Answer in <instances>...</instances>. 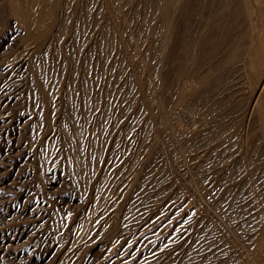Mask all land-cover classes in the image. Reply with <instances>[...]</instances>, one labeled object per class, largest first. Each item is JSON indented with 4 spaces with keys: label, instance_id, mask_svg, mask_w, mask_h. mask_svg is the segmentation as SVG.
I'll return each mask as SVG.
<instances>
[{
    "label": "rangeland",
    "instance_id": "rangeland-1",
    "mask_svg": "<svg viewBox=\"0 0 264 264\" xmlns=\"http://www.w3.org/2000/svg\"><path fill=\"white\" fill-rule=\"evenodd\" d=\"M145 1H146V3H145ZM150 1L149 0H61L60 3L56 6V8L54 10V13H55L54 14V22L50 26L51 30H49L48 35H46L47 37H45V39H42V41L41 40L37 41L36 43L24 39V32L21 29V27L20 26L18 27V24H16V21L7 14L8 10H6V9H8V7L5 6L6 5L5 0H1L0 1V89H1L0 90V94H2V95L4 94L3 96L0 95V97L1 98L10 97V100H9L10 104L8 103L9 106L7 104L6 108H4L2 111L0 110L1 113H2V114L0 113V115H2L1 117H3V118L0 117L1 118L0 119L1 120V122H0L1 123L0 124V127H1V129H0L1 130L0 131V141L2 140L0 142V152H2V153H0V163H2V166H1L2 169H5L6 167L8 168L9 166L14 165L13 168L15 169V174H16V172H18L19 175L18 174H16V175H18V176L21 175L20 176L21 180H19L20 182L17 181L15 183H13L14 185L12 183H10L9 186L7 187V189H8V192H9L8 194H10L9 197H10L12 203L15 206L21 205V206L18 207L20 210L23 209V208L26 210V212L25 213L23 212V214H22V215H25V216H22V215L18 216L17 215L16 217H14L13 221L11 220V217H7L4 222L12 224V223H17L19 221L20 223H23V222L31 223L32 226H36L35 229H34V232L31 234L32 238L30 239L32 241L31 244L34 245V249L39 252V253H37V256L41 257V259L40 258L38 259V261H37L38 263L36 262V264H60V263L61 264L62 263L63 264H66V263H68V264H89V263L90 264H92V263L93 264H105V263L108 264L109 261H107L108 260L107 258L110 255V253H111V256L113 255L114 249L116 250V247L114 248V246H117V245H118L117 250L120 251V249H122L120 252L123 251L122 254L125 255V258H123L120 261L118 260L119 259L118 258L117 261H115L116 264H122V263L123 264H129V263L130 264H136L135 262H137L138 260L139 261L141 260V262H139L140 264H217V263L218 264H243L245 260H248L250 262V264H260V260H259L260 257H257L255 255V253H254L255 250H254L252 244H253V240H254L255 234L257 233L258 229L260 228V225H256V224H258V219H259L258 216L260 214V205H261L262 201L264 200V165H263L264 161L262 160L263 156H264V151H263L264 150V143H261L262 140H261V138L258 137V136H260L259 135L260 131H259V129H258V131H256L257 130V128L255 126L256 123L254 122L255 118L251 119L253 115L249 114L248 110H250V108H249L250 106H249V102L247 100L248 98L246 97L245 101H244V97L247 96L248 92H249L248 88H249L250 85H247L249 82H248V80H246L247 78L245 77L244 70L241 67H239V66H235L236 68L235 67H231L232 69H234V70H232L229 66H226V68H224V69L227 72H224L223 71L224 69L222 67V71L224 73L221 70L218 71V73L219 74L223 73V74H220V75L218 73H217L218 75L214 74V76L215 75L218 76V77L220 76V78H218V77L217 78H209L210 80L211 79L213 80V81L212 80L211 81L214 82V84L212 82H210V80H208L209 81L208 83L213 84L214 86H216L215 84H218V81H219V84L216 87H214L213 85L209 84L210 86H213L212 89H211L208 84L206 85L207 87L205 85H202L203 83L204 84L207 83V82H205V80L207 79L208 76H207V74H204V71L206 72V69H207L206 66L204 67V65H206V63L204 64V62L200 58L198 59L197 63L194 66L189 65V64H184V65H186L185 66L186 68L183 67L184 66L183 63H185L184 60H182L184 58L183 56H185V54L187 53L188 50L189 51L191 50V47H189L191 45H187L186 46V44H191V42H192L191 40H193V36L194 37L196 36V33L198 32V30L205 23L204 20L206 21L208 19L210 8L216 2H218L219 0H206V1L205 0H202V1L201 0H195L196 3L193 2L194 0H186V1L182 0L183 6H182L181 10H182L183 14L180 15L179 12L176 13V15L181 16L182 19L180 17L179 18L176 17L175 21H173V25L177 26L178 23H179L178 26L181 25L180 28L177 27L178 33L180 34L179 37H178V33L176 31V27L174 26L173 27L174 29L173 30L171 29L172 30L171 31L172 32V34H171L172 38L174 37L173 40L175 38H178V39L174 40L177 43L176 44L177 46L175 47V43L173 42V40L171 38V46H169L168 49L166 50L164 55H166V54L167 55L165 57H163V61L164 62L162 61V64L165 63V64H163L162 68L164 70H162V71H163V73L165 72V81L167 82V83H165L164 87H162L163 85H161L160 83H157V81L154 79V71H152V69L149 68L150 66L145 61L144 51L141 48L142 45H144V43L147 44V42H149V40H150V42H153L155 40L154 41L155 43L158 40V39H156V38H158V34L155 33L156 38H154L153 37L154 34H151V32H150L151 28L149 26H153V25L158 26L157 24L160 25V23H158L160 21L159 20L160 18H158V21L156 20L157 24H156V21H155V24L153 23V25H152V23L149 20H147L146 15H144L145 11L147 12L150 8L152 9V7L148 8V6H149L148 4L150 3ZM145 4H147V5H145ZM207 4H208V6H207ZM204 7H206V8H204ZM144 9H145V11H144ZM87 12H89V14ZM192 12H194V14ZM189 13H191V14H189ZM205 14H207L208 16L205 15ZM143 16H145V17H143ZM193 17H194V19H193ZM144 20H145V22H144ZM142 22H144V23H142ZM174 22H175V24H174ZM63 23L65 24L64 26H67V27H66V30H62V32H63L62 33L60 27H62ZM144 24H146L145 27H144ZM95 25H96V27H95ZM147 27L149 28V30H148ZM58 28H60V29H58ZM81 28H82V31H81ZM194 29L197 30V31H195ZM83 30H84V32H83ZM179 30H181V31H179ZM104 31H106V32H104ZM145 31H146V33H145ZM192 31L194 32V35H193ZM101 32H102V34H101ZM188 32H189V34H188ZM107 33H108V35H107ZM173 33H175V36L173 35ZM184 34H186V35L184 36ZM151 35H153V36H151ZM191 35H193V36L191 37ZM111 38H112V41H111ZM179 39H181V40H179ZM142 41H144L143 44H142ZM184 42L186 44H184ZM25 43H27V44H25ZM60 43H61V45H60ZM21 44H23V45H21ZM140 44H141V46H140ZM173 44H174V46H173ZM178 44L181 47L180 49L178 48L179 47ZM25 45L26 46L28 45L27 46L28 48ZM101 45L103 47H101ZM104 45H105V48H104ZM183 45H185L186 47L183 46ZM33 46H34V50H32ZM46 46H47L48 49H46ZM98 46H99V48H98ZM173 47L176 50L178 49L177 51H179V50H181V51L177 52L175 49H173ZM183 48H184V50H183ZM96 50H97V52H96ZM170 50H171V52H173V54L170 52ZM22 51H24V52H22ZM63 52H64V54H63ZM99 53H101V54H99ZM178 53H181V54L178 55ZM55 54H57V55H55ZM182 54H183V56H181ZM59 55H61V56H59ZM177 55L180 58L177 59V57H175ZM103 56H105V58ZM168 56L170 57V59L167 58ZM45 57H46V59H45ZM22 58H24V59H22ZM104 59H105L106 62L104 61ZM142 59H143V61H142ZM173 59L174 60L176 59L175 63H174ZM15 60H17V61H15ZM83 60H85V61H83ZM177 60H178V62H177ZM180 60H181L182 63L180 62ZM19 61H21V62H19ZM62 61L64 63H62ZM113 61H114V63H113ZM94 62H96V63H94ZM24 63H26V65ZM84 63H85V66H84ZM177 63H178V68L176 69ZM17 64H19V65H17ZM37 64L38 65L39 64L43 65L41 72L45 73L48 76L50 75L49 77L53 76V78H54L57 75L55 77V79H54L55 82L57 80L59 81V79H61L59 81L60 82L59 86L62 87V88H60L58 86L56 90L62 91V93H60V96L58 97L59 99H56L57 101L55 100L56 104L57 103L59 104V105L57 104L58 109L60 110L59 113L57 112L58 109H56V111H51L50 108H47V111L46 110H45L46 112L44 111L46 115H44L43 111L40 110L43 107V105H41V104H43V100H42V96L43 95H42V91L39 89L38 86H39V82L40 83L42 82V78H41L42 75L37 70V68H38ZM179 64H181V65H179ZM53 65L56 66V67H54ZM96 65H98V66H96ZM111 65L113 67L115 65L114 69H113V67ZM166 65H167V67H166ZM50 66H51V68H50ZM35 67H37V68H35ZM110 67H112V70L109 69ZM118 67H119V69H118ZM170 67H172V68H170ZM179 67H181L182 69H180ZM195 67L196 68L198 67L197 69H199V67H200V70H198L196 72V68ZM227 67L230 68V69H228ZM189 68H190L189 71L193 70V71H191L193 73L188 72ZM51 69H52V71H51ZM55 69L57 70L56 73H55ZM61 69H62V71H61ZM108 69H109L110 72L108 71ZM178 69H180V70L184 69L183 70L184 73H183V71L182 72H180V70L178 71ZM241 69H242V71H239ZM4 70H5V73H4ZM169 70H170V72H169ZM236 70H238L237 73H236ZM117 71H119V72H117ZM105 72H107V73H105ZM152 72H153V74H151ZM185 72L189 73V74L186 75ZM202 72H203L204 75L202 74ZM232 72H233V74H232ZM241 72H243V74ZM176 73H177V75H175ZM180 73L183 76L180 75ZM194 73L195 74L198 73L199 75L198 74L195 75ZM226 73H228V74H226ZM108 74L111 76V78H110V76H107ZM191 74H192V76L195 75L197 77V78L195 77L194 80H193L194 76L191 77L193 82H195V83H193L190 80ZM238 74L241 77H239ZM89 75H91V76H89ZM178 75H180V78L181 77L182 78L181 79L178 78L179 77ZM202 75H203L204 78H202ZM94 76H95V78H94ZM176 76H178V77H176ZM205 76H206V79H205ZM221 76H223V77H221ZM98 77H99V80H98L97 83H99L98 84L99 86H97V87L95 86L96 90H94V91H97L99 88H101L100 91L99 90L97 91L98 94H99V95L97 94V96H98V101L100 102L99 103L100 107L101 106L103 107L104 105H106L108 103V106L111 104L110 106H111L112 110H116V108L118 107V104L120 103V101H122L124 99H126L127 102L129 101L128 104H130L129 105L130 106V110H131L130 114L128 116H125V118L123 117L124 120L121 119L123 114L118 116V118L120 120L117 117L115 119L114 118L115 116H108V118H106V119L104 118L103 119L105 122L107 121V123L109 121V124H110L109 126H111V127L107 126L106 127L107 130L106 129L105 130L102 129V128H104L103 124L99 123L100 120H99V118L97 116H94L95 112H90L91 110H90L89 104L87 103V101L89 100L88 96L94 98L95 94H94V96H92V95H93V93H96L93 90L90 91L91 88H90V90H88L89 87H90V82H92L91 84L96 85L95 82L97 81ZM113 77H115L116 79H114ZM227 77H228V79H227ZM70 78H74V79H72L73 83L70 82V80H71ZM92 78L96 79L95 82H94V79L92 80ZM176 78H178V79H176ZM229 78H231V79H229ZM105 79H107V80H105ZM88 80H91V81H88ZM214 80L215 81L218 80V81L215 83ZM58 81L56 83H59ZM170 81H172V82H170ZM181 81H183V82L181 83ZM185 81H187L188 83L185 82ZM198 81H200V84H198L199 83ZM105 82L107 84L109 83V85H105ZM24 83H26V86H25ZM110 83H112V84H110ZM113 83H114V86H112ZM189 83H192L193 86H195L194 84H196V83L198 85H202L203 87L202 86H200L201 88L199 87L201 90H204V86H205V88H206L205 90L206 91H202L201 92V90L198 88L199 90L196 91V92H199V93H197L198 97H196V98L194 97V96H196V92H194L195 95L194 94L192 95L194 97V99L191 100L190 98H192V97L185 96V93L189 90L190 87H192V85L189 84ZM119 84H121V85H119ZM224 84H226V85H224ZM73 85H74V87L76 89L73 87ZM186 85L187 86L190 85V86L187 87ZM222 85L225 88H223ZM23 86H24V89H22ZM33 86H34V88L35 87L36 88L34 89ZM106 86H108L109 88L107 89ZM177 86H178V88H177ZM184 87H187L186 88L187 90H185ZM217 87H219V88H217ZM26 88H28V89H26ZM69 88H70V90H69ZM73 89H74V91H73ZM103 89H107L108 91H106V90L103 91ZM182 89L184 90V92H183ZM209 89H211V90L208 93L207 90H209ZM245 89H248V90L245 91ZM34 90H35V92H34ZM75 90H76V93H75ZM109 90H111V92H109ZM231 90L233 91V93H235L234 96H232L233 93H232ZM117 91L119 93H117ZM214 91H215V93H213ZM222 91H223V93H222ZM237 91H238V93H237ZM88 92L91 95L87 94ZM90 92H92V93H90ZM104 92H108V95L111 96V101H112L113 104L111 103V101L107 102V97L106 96H108V95L105 96V94H107V93L103 94ZM122 92H124V95H126V96H124ZM203 92H207V94L206 93L204 94ZM228 92H231L232 94L228 93ZM200 93H202V94H200ZM227 93H228V95H227ZM13 94H15V95L13 96ZM38 94H39V96H38ZM176 94H178V95H176ZM242 94H243V96H242ZM5 95H7V96H5ZM66 95H67V97H69V98L71 97V98L70 99L68 98L69 100H67ZM69 95H71V96H69ZM73 95H75V96H73ZM84 95H86V96L88 95V96L87 97L85 96V98H83ZM179 95H181V96H179ZM199 95L203 96V97H200ZM215 95H216V97H214ZM165 96H167V97H165ZM184 96H185V98H184ZM121 97L122 98L124 97V99H122ZM181 97H183L184 99L183 98L181 99ZM227 97H228V99H227ZM241 97H242V99H241ZM167 98H169V99H167ZM232 98H233V100L236 99V100H234L235 102L237 101V99H238V101L240 100V102L237 101L238 103L237 102L234 103L233 100L230 101ZM112 99L114 100V102H113ZM12 100H14V101L16 100L15 103ZM224 100H227V101H224ZM242 100L244 102H241ZM67 101L69 103H71L70 105L72 107L69 105V103ZM75 101H76V103H75ZM103 101H105V102L103 103ZM27 102H28V105H27ZM168 102H169V104H168ZM198 102L200 104H198ZM245 102L247 103V105L249 107L247 105H245L246 104ZM34 103H36V104H34ZM178 103H179V105H178ZM54 104L55 103H53V105ZM210 104H211V107H210ZM212 104H215V105H212ZM232 104H235V105L232 106ZM241 104H243L245 106L241 107ZM33 105H37L38 108H40V109L38 110L36 108L37 106L33 107ZM115 105H116V107H115ZM198 105L201 106V107H199ZM219 105L221 107H219ZM237 105H239V107ZM68 106H69V108H68ZM228 106H229L230 109L232 107V109L229 110ZM134 107H135V109H134ZM183 107L184 108L186 107L185 109L187 111ZM233 107L235 109H233ZM236 107H238V108H236ZM246 107H247V109H246ZM76 108H78V109H76ZM34 109H35L36 112L34 111ZM68 109H69V111H66ZM201 109H203V110H201ZM204 109H206V110H204ZM215 109L218 110V111H216ZM224 109L226 110V112H225ZM220 110H222L223 112L220 111ZM235 110H237V112ZM6 111H7V113H6ZM37 111L40 114L42 113V115H44V116H41ZM49 111H51V112L49 113ZM55 112H57L56 116L53 115ZM84 112H85V114H84ZM134 112H136L137 114L134 113ZM191 112H192V114H191ZM198 112H199V114H198ZM244 112H245V114H244ZM246 112H247L248 116L250 115V117L247 119L248 116H246L245 120H244L243 118L246 115ZM5 113H6V116L8 117L7 118L8 120L5 118V116H3V115H5ZM51 113H53V114H51ZM203 113H204V116H203ZM8 114H12V117H10ZM21 114H23V115H21ZM133 114H136V116H134ZM207 114H208V116H207ZM13 116H14V118H13ZM19 116H22L23 118L19 117ZM88 116H89V118H88ZM239 116H241L243 118H241ZM17 117H18V120L15 119ZM37 117L38 118L40 117L41 120L38 119ZM69 117H71V118H69ZM130 117H132V118H130ZM221 117H224L225 119L224 118L221 119ZM79 118H81V119H79ZM140 118H142V119H140ZM75 119H77V120L75 121ZM39 120H40V122H39ZM243 120H244V122H243ZM199 121H200V123H198ZM245 121L249 125H250V121H251L252 124L254 123L253 124L254 126L251 124V126L249 127L245 123ZM192 122H193V124H192ZM62 123L63 124L66 123L67 125L69 124L68 127H67L68 130L64 131V126L62 125ZM186 123H187V125H186ZM202 123H204V124H202ZM226 123H228V124H226ZM15 124H16V126H15ZM85 124L87 126H85ZM197 124H198L199 127L202 125V126H204V128H206L205 129V133L203 132L204 131L203 127H201L202 128V131H201V128L197 127ZM246 125H247V127H246ZM17 126H18V128H17ZM78 126H81V127H78ZM123 126H124V129H128L129 128L130 130H132V132L129 131V132H131L130 135L128 134V132H125V130L123 129ZM127 126H128V128H126ZM167 126H169V127H167ZM173 126H174V128H173ZM192 126H194V127H192ZM230 127H232V129ZM186 128H187V130L189 129V131L191 129H194V128L195 129L199 128V129H196L197 130L196 132H198L200 134L197 133V135H196L197 137H196L195 136L196 132H195V134L193 135L194 137L193 136H187L186 137L185 135H183V134H186L187 132H189V131L185 130ZM229 128H230V130H229ZM246 128H248V129H246ZM254 128H256V129H254ZM38 129H40V130H38ZM82 129H84L85 131L82 130ZM143 129H145V130H143ZM182 129H184L185 131L184 130L182 131ZM74 130H77V131L74 132ZM95 130L96 131H99V130L103 131L104 130L105 133L108 135V137H111V139L114 142L116 141V143L118 145L116 148L118 149V151H120V154L121 153L123 154V152H124L127 155L126 156L124 154L125 156H123V158L125 157L126 159L124 158L125 160L123 159V161L119 164V167H118L119 169H117L116 172L114 171V172L110 173L109 176L107 177V179L109 178L110 181H109V179L107 181L106 178H104L105 177L104 176L105 173L103 171H105V170L100 169L99 170V171H101L100 173H98L99 171L95 170V168H98L97 166L99 164V160H98L99 157H98V155L94 154L91 149H92L93 146H96V147L101 146L99 138H97L95 140L94 137H93V132H96ZM114 130H117V131H114ZM231 130L233 131L232 133L230 132ZM251 130H253V131L250 133L249 131H251ZM8 132H9V134H8ZM124 132L126 134H128V138H127V135ZM183 132H185V133H183ZM207 132L209 134H207ZM248 132H249V136L247 134ZM253 132L255 133L254 134L255 136L253 135L254 137L251 136L253 134ZM5 133H7L8 135L6 134L4 136ZM124 134L126 135L125 137H124ZM176 134H178V136L181 135L182 137L185 136V139L188 140V141L185 143L186 140L184 139V137H183V139H182V137H179V139L181 138V140H179V141L177 139H174L176 137L175 136ZM230 134H232V136H230ZM72 135H73L74 138L72 137ZM76 135H78V136H76ZM200 135H201V137H200ZM205 135L207 137H205ZM210 135L212 136V138H210ZM246 135L249 138L251 136L250 139L253 140L254 142L251 141V140H248L249 138H246ZM132 136H133V138H132ZM226 136L228 138L232 137L229 140L230 141L233 140V143H229V144L226 143V141L230 142L229 140H227ZM236 136H237V138H236ZM18 137H20V138H18ZM35 137H36V139H35ZM203 137L208 138L209 140L207 141ZM225 137H226V139H225ZM63 138H64V140H63ZM195 138H198V139L196 140ZM213 138H215V139H213ZM7 139L8 140L10 139L9 141L11 143H8L9 141ZM189 139H191V140L193 139L192 141L190 140L192 142V144H189V143H191L189 141ZM202 139H203V142H201ZM210 139H212V141ZM246 139L250 143L247 142ZM257 139H258V141H257ZM15 140H16V144H15ZM136 140H137V142H136ZM175 140H177V141H175ZM182 140H184L185 144L181 143ZM82 141H83V143H82ZM194 141L197 142V143H195ZM174 142H175V144L177 143L175 145L177 148L174 146ZM179 142L181 144H183L184 146L188 145V147H186L187 151H186V149H184L185 152L184 151H180L181 148H179L180 147L178 145V144H180ZM2 143H4V144H2ZM168 143H169V145H168ZM198 143L200 145H203V144H205V145L207 144V145L206 146L203 145V148H201V146H200L201 149L197 150V152H194L198 148V147H196V149H195L194 146H195V144L197 146ZM234 143H235V145L233 146L232 144H234ZM48 144H50V145H48ZM52 144H53V147H51ZM76 144L79 147L76 146ZM148 144H149V146H148ZM209 144H210V146H208ZM56 145H58L57 146L58 148H56L54 150L53 148H55ZM72 145H74L73 146L74 151L70 148ZM144 145H145V147H144ZM189 145L191 147H193L195 150L193 148H191ZM215 145L217 147L214 148ZM240 145H241V147H240ZM48 146H50V147H48ZM225 146H227V149H226ZM126 147L127 148L130 147V149L128 148V150H127ZM164 147L165 148L167 147V148L165 149ZM174 147L176 149H179L178 152L179 151L180 152L178 153L177 150ZM43 148H46V149H43ZM40 149H41V151H40ZM120 149H123V150H120ZM202 149L205 150V151L207 150V151L204 152V151H202ZM208 149H209V151H208ZM10 150L13 151V153L15 155ZM171 150L174 151L173 152L174 154H172ZM175 150H176V153L178 154V156L175 153ZM190 150H192L194 152V154L192 152L190 154L189 153ZM213 150H215V151H213ZM256 150L258 152H256ZM90 151L93 154H91ZM4 152H5L6 155L3 154ZM46 152H49L50 155H51L49 157L50 159L48 158V162L49 163L51 162V164H53L55 168H58V170H60V172H62L63 174L62 173L59 174L58 177H56V179H54L52 184L49 187L44 188V190H43V189H41V187L38 184V181H39L38 180V176H39V173H40L39 171H41V166L43 164L41 161L44 160V155H45ZM140 152H141V154H140ZM186 152H188V153H186ZM200 152L203 155L200 154ZM259 152L261 153V155H260ZM82 153H83V155H82ZM87 153H89V154H87ZM148 153H149V155H147L148 157L145 156ZM180 153H182V154H180ZM197 153H199V154H197ZM42 154H44V155H42ZM59 154H62V155H59ZM158 154H160V156ZM196 154L199 155V156H197L198 158L195 156ZM84 155L87 156L88 158L90 156L91 161L92 160L95 161V163H94V161H92V164L94 163L93 167H90L89 169L84 168V170H86V169L88 170V171L87 170L84 171L85 174L87 172V174L89 173V176H90L92 173L95 174V172H96L95 175H97L96 179L94 178L95 176L93 174H92V176L90 178V180H92L90 182L91 183L94 182L93 185L91 184L92 187H93V188L91 187V191H90V188L88 189V191L86 189H84V186H83V190L80 191L81 188H82V186H81L82 183L81 182L79 183L77 180H74L75 179V176H74L75 174L73 172L74 170L72 169V164L76 160V159L74 160V158L83 157ZM161 155H162V157H161ZM255 155H257V156H255ZM67 156H70V157H67ZM172 157H173V159H172ZM210 157H212V158H210ZM256 157H258L259 159L256 158ZM5 158L7 159L6 161H5ZM2 159H3V161H2ZM11 159H12V161H10ZM199 159H201V162H200ZM202 160L204 161V163H202L203 162ZM209 160H210V163L208 162ZM212 160H213V162H212ZM137 161H139V162H137ZM205 161H207V164H209L210 166H208L205 163ZM241 161L246 163L247 165L246 164L242 165ZM34 162H35V164H34ZM197 162L198 163L200 162V166L201 167L199 166V164ZM39 163H42V164H39ZM95 164H96V166H95ZM163 164H166V165L164 166ZM257 164L260 166V168H259V166ZM146 165H147V167H146ZM162 165H163V167H162ZM196 165H198L199 167L196 166ZM255 165L258 167V169H257V167ZM130 166H131L132 169L130 168ZM195 166H196V168L194 169ZM206 166H208V167H206ZM230 166L234 167V176L236 175V178L233 177L234 180L233 179L229 180L228 176L226 177V175H227L226 174V169L228 167H230ZM254 166L256 167L257 171H256V169H254L255 168ZM69 167L72 169V172H70L71 169ZM197 167L200 170H201V168H203V170L205 168L209 169V170L205 169L207 171L201 170L203 172H206L205 176H200L202 178L197 176L198 179H201V180H197L196 175L193 173L194 170L197 169ZM238 167L240 168V170H239ZM91 168L95 172H92L93 170ZM261 168H263V169H261ZM26 169H27V171H26ZM62 169H63V171H62ZM199 169H197L196 171H198ZM147 170H149V171H147ZM213 170H214V172H213ZM262 170H263V172H262ZM28 171L30 172V174H29ZM31 171L33 172V174L31 173ZM89 171H91L92 173L90 174ZM254 171H256V172H254ZM23 173L25 175H23ZM36 173L38 175H36ZM117 173H118V175H117ZM34 174L36 175V177H35ZM144 174H145V177L142 176ZM220 174H222V175H220ZM249 174L251 176L252 175L253 176L255 175V176L251 177ZM183 175H185V176H183ZM202 175H204V173ZM141 177H142V179H141ZM205 177H207L208 180L207 179L205 180ZM117 178L118 179L120 178L119 179L120 180V184L123 183L124 185H128L127 186V188L129 189V191L127 189L128 193L126 191H123V195L122 196H121V194L118 195L116 191H115L116 193L115 192H111L110 193V191H109V189L111 187V185H109V183L111 184V182H114ZM126 179H128V180H126ZM188 179H190V180H188ZM103 180H106L107 182L104 181V183L106 182L104 184ZM165 180H167V181H165ZM204 180H205V182H204ZM123 181H126V182H123ZM155 181H156V183H155ZM199 181H201V182H199ZM247 181H249V184H248ZM157 182L160 183V184H158ZM224 182H225V184H224ZM74 183H75V185L78 184V187L75 186ZM148 183H150V184H148ZM103 184H104V186H103ZM139 185H141V186H139ZM152 185H154V186H152ZM79 186H80V188H79ZM134 186H135L136 190H135ZM76 187L78 189H80V190H78ZM96 187H98V188H96ZM103 187H104V189L102 190ZM108 187H109V189H108ZM147 187L149 189H147ZM168 187L170 189H167ZM211 187L212 188L214 187V188L212 189ZM241 187H242V189H241ZM95 188H96V190H98V193H99V191L101 189V191H104L105 193L108 192L111 195L107 194L108 198L107 199L105 198L102 202H99L100 199H99V196H97V194H98L97 191L95 192ZM20 189L22 190V192H20ZM93 189H94V191H93ZM105 189H107V191ZM162 190H164V191H162ZM15 191L17 192L16 194H18L19 196L16 195V194L14 195ZM84 192H86V194ZM88 192H89V195L92 194L91 197H93V199L91 197H90V199L87 198L88 197V194H87ZM124 193L127 194L126 197L124 196ZM224 193H225V195H224ZM23 194H26V195H23ZM70 194H72L73 196L70 195ZM156 194H158V195H156ZM170 194L172 195V197L170 196ZM68 195H69V197H68ZM114 195H116V196H114ZM28 196H29V198H28ZM54 196H56V197L53 199L52 197H54ZM112 196H113V198H112ZM20 197H22V198H20ZM72 197H73V199H72ZM79 197H81V198L79 199ZM124 197H125V199H124ZM241 197H243L242 200H241ZM246 197H247V199H246ZM40 198H42V199L40 200ZM58 198L59 199L62 198L61 199V203H60V200ZM64 198H66V199L69 198V199L66 200ZM77 198H78V200H77ZM17 199H18L19 203L17 202ZM32 199H33V201H32L33 203L31 202ZM36 199L39 200V201H37ZM57 199H58V201H57ZM137 199H139V201ZM70 200H71V202H70ZM76 201H77V203H76ZM78 201L81 202V203H78ZM82 201H84V202H82ZM111 201H113L114 203L111 202ZM48 202H50V203H48ZM97 202L100 203V204H97ZM249 202H250V204H249ZM82 203H85V204H82ZM94 203H96V204H94ZM116 203H117V205H116ZM42 204H43V206H42ZM76 204H78L77 205L78 207L76 206ZM127 204H130V206L127 205ZM258 204H259V206H257ZM112 206H115V207H112ZM145 206H147V207H145ZM255 206H257V207H255ZM42 207L45 210V213H47V214L44 213V210L42 209ZM80 207H82V208H80ZM96 207H97V209H96ZM134 207H136V208H134ZM177 207H179V208H177ZM60 208H62V209H60ZM77 208H78V210H76ZM38 209L41 210L40 212L42 214L35 215L33 218L28 217L32 212H34V211H36ZM137 210H138V212H137ZM67 211H68V213H66ZM128 211H130L131 213L130 212L128 213ZM139 211H141V212H139ZM186 212H187V214H186ZM195 212H197V213H195ZM230 212H231V215H229ZM236 212H237V214H236ZM87 213H89V214H87ZM52 214H54V215H52ZM67 215L68 216H72V217H70V218L68 217L67 218ZM39 216H42V217L39 218ZM43 217H45V218H43ZM64 217H66V219ZM184 217H187V218L185 219ZM231 218H232V220H231ZM33 219L34 220L36 219L35 222H34ZM87 219H91L93 221L92 222L93 224H95L94 223L95 221H96V224L98 222L97 225H99V228L97 230L95 229V231H91L90 232V230H92L90 228L91 226L88 227V225L83 222V221L86 222ZM109 219H110V221H109ZM142 219H143V221H142ZM255 219H257L256 222H255ZM31 220H33V221H31ZM65 220L68 221V222H66ZM126 220H128L130 222L128 223V221H127V223H126L125 222ZM108 221H109V223H108ZM241 221H243V222H241ZM139 222H141V223H139ZM144 222L147 223L148 228H147V225H145L146 223H144ZM64 223H66V224H64ZM123 223H125V224H123ZM138 223H139L140 227L137 226ZM151 223H153L154 225L151 224ZM184 223H187V224H184ZM205 223H206V225H205ZM126 224H127L128 227L126 226ZM240 224H242V225H240ZM40 225H41V227H40ZM64 225H66V226H64ZM75 225H76V227H75ZM84 225L86 226V228L84 227ZM131 225L132 226L134 225L133 227H136V228H134V230H132V228H131L132 226ZM149 225H151V226L149 227ZM61 226H62V228H61ZM202 226L204 227V229H203ZM141 227L143 228V230H142ZM144 227H145V229H144ZM164 227H166V228H164ZM56 228H57V230H56ZM125 228H127L129 230H126ZM151 228L153 229V231H152ZM79 229H80V231H79ZM82 229L84 230L83 232H82ZM202 229H203V231H202ZM212 229L214 230L213 232H212ZM241 229H243V230H241ZM40 230H42V231H40ZM59 230H61L60 233H59ZM74 230H77V231H74ZM124 230H126V231H124ZM130 230H131V232H129ZM137 230H138V234L139 235L136 234ZM205 230H206V232H205ZM209 230H211V232ZM156 231H158V232H156ZM54 232H57V234L55 233L56 234L55 235ZM149 232L151 233L150 234L151 236L149 235ZM152 232H154V233H152ZM89 233H91V234H89ZM129 233L131 235L133 234L132 237H131V235ZM158 233H159L160 236L158 235ZM171 233H172V235H171ZM41 234H42L43 237L41 236ZM76 234H77V236H76ZM84 234H85V236H84ZM31 235L29 234V236H31ZM36 235H37V237H36ZM74 235L76 236L75 239H74V237H75ZM86 235H87V237H86ZM144 235L146 236V238H145ZM45 236H46V238H45ZM55 236H56V238H55ZM62 236H64V237H62ZM139 236H140V238H139ZM147 236H149V237H147ZM204 236H206V237H204ZM82 237H84V238H82ZM49 238H50V240H49ZM78 238H79V240H77ZM134 238H136V239L134 241H131V239H134ZM164 238H166V240ZM72 239L76 243L75 245L74 244L72 245L74 247L71 246L70 251L67 252V253H65L64 251H61L62 244H60L59 241L61 240L60 241L61 243L63 241H66L67 244L68 243L70 244ZM95 239H96V241H95ZM125 239L126 240L130 239V240L127 242ZM146 239L148 240V242H147ZM151 239H152V241H150ZM169 239L171 241H169ZM195 239H197V240H195ZM45 240H47V241H45ZM56 240H57V242H56ZM77 241L79 242V244H77ZM153 241H155V242H153ZM157 241H161V243L159 242L160 243L159 244ZM93 242L94 243L97 242L100 245L103 244V243L104 244L106 243L105 245L104 244L102 245V246L105 247V248L103 247L105 250L102 249V250H98L99 252L98 251L89 252L88 251V250H90L89 247H91V244ZM114 242H116V243H114ZM144 242L147 243L145 246H144V244H145ZM215 242H217V243H215ZM263 242L264 241H262V243ZM110 243L114 244V245L109 246ZM142 243H144V244H142ZM69 244H68V246L66 245V248L69 247ZM191 244H193V245H191ZM120 245H121V248H119ZM125 245H126V247H125ZM149 245L150 246L152 245V246L150 247ZM107 246H109L108 250L111 249V251H107ZM128 246H130V248ZM136 246H138V247L135 248ZM147 246L150 247V248H148ZM156 246H158V247H156ZM219 246H220V248H219ZM131 247H132V249H131ZM154 247H155V250L153 249ZM43 248H45V249H43ZM125 248H126V250H125ZM145 248L146 249L148 248V249L146 250ZM158 248H159V251L157 250V252H156V249H158ZM249 248L251 250H249ZM56 249H57V252H56ZM39 250H41V251H39ZM117 250H116V252H119ZM197 250L200 251V252H198ZM129 251H130L131 254L129 253ZM134 251H135L136 254L133 253ZM152 251H153V253H152ZM77 252H78V255H77ZM107 252H110V253H107ZM137 252H139V254ZM253 253H254V255H253ZM126 254L128 256L131 255L132 258L130 257L129 259H126L128 257ZM207 255H208V257H207ZM146 256H148V258L149 257L150 258L148 259ZM263 256H264V253L262 254V258H264ZM145 257L148 259L147 260L148 263H145L143 261V260H145ZM181 257H183V258H181ZM52 258H54V259H52ZM139 258H142V259H139ZM155 258H157V259H155ZM174 259H176V260H174ZM57 260H60V263ZM102 260H103V262H102ZM178 260H180V261H178ZM4 261H5V263L1 262V261H0V263H2V264H20L19 262H21V264H26L24 260H19V261L17 260V262H15V263H10L9 262V258H7V260L5 258ZM202 261H204V262H202ZM139 263H137V264H139ZM109 264H111V263H109Z\"/></svg>",
    "mask_w": 264,
    "mask_h": 264
},
{
    "label": "bare ground",
    "instance_id": "bare-ground-1",
    "mask_svg": "<svg viewBox=\"0 0 264 264\" xmlns=\"http://www.w3.org/2000/svg\"><path fill=\"white\" fill-rule=\"evenodd\" d=\"M1 1V0H0ZM60 1L61 0H5V2H6V5L5 6H7L8 7V9H6V10H8V15L10 16V17H12L15 21H16V24H18V27L20 26L21 27V29L23 30V32H24V39L25 40H29V41H32V42H37V41H42V39H45V37H47L46 35H48V32H49V30H51L50 29V26H51V24L54 22V10H55V8H56V6L60 3ZM150 1V0H149ZM186 1V0H185ZM202 1V0H201ZM200 1V2H201ZM206 1V0H205ZM124 2V1H123ZM184 2V1H183ZM189 2V1H188ZM192 2V1H191ZM193 2H195V0L193 1ZM212 2V1H211ZM145 3H146V1H145ZM196 3V2H195ZM203 3V2H202ZM213 4V3H212ZM145 5H147V4H145ZM149 6H148V8L149 7H152V9L150 8L147 12L145 11V9L147 8H145L144 9V15H146V18H147V20H149L151 23H152V25H153V23L155 24V21L157 20L158 21V18H160L159 20V22L158 23H160V25L159 24H157V21H156V24L158 25V26H156V25H153V26H149L151 29V34H154V36L153 35H151V36H153L154 38H156V35H155V33L156 34H158V38H156V39H158L157 40V42L155 43L154 41L153 42H150V40H149V42H147V44L146 43H144V41H142V44L144 43V45H142V49H143V51H144V55H145V61L147 62V64L150 66L149 68H151L152 69V71H154V79L157 81V83H160L161 85H163L162 87H164L165 86V83H167L166 81H165V72L163 73V71L162 70H164L162 67H163V64H165V63H163L162 64V61H163V57H165L166 55H164L165 54V52H166V50L168 49V47L169 46H171V38H172V30L174 29L173 27L175 26V25H173V21H175V19H176V17H180L181 19H182V17L181 16H179V15H176V13H180V15L181 14H183V12H182V10H181V8H182V6H183V4H182V0H151L150 1V3L148 4ZM198 5V4H197ZM203 5V4H202ZM215 5V6H214ZM211 8H210V10H209V16L207 15V14H205V15H207L208 16V19L205 21L204 20V24L202 25V27L198 30V32L196 33V36L194 37L193 35H194V30L192 31V33H193V35H191V37L193 36V40H191L192 42H191V44H186L185 42H184V44H186V46L187 45H191V46H189V47H191V50L189 51L188 49V51H187V53L185 54V56H183V54L181 55V56H183L184 58L182 59V60H184V62L185 63H183V65L184 64H189V65H192V66H194L196 63H197V61H198V59L200 58L203 62H204V64L206 63V65H204V67L206 66V72L204 71V74H207V79H206V76H205V82H207V83H203L202 85H209L210 83H208L209 81L208 80H210L209 78H217L218 76H214V74H217L218 73V71H222V67H223V69L224 68H226V66H229L230 68L231 67H235V66H239V67H241L243 70H244V74H245V77L247 78L246 80H248V84L247 85H250L249 86V90L248 89H245V91L246 90H248L249 92H248V95L247 96H245L244 97V101H245V98L247 97L248 99V102H249V106L247 105V101L245 102L246 104L245 105H247L249 108H250V110H248L249 111V114L250 115H253L252 116V118L251 119H253V118H255V123H256V128H257V130L256 131H258V129H259V131H260V136H258L259 138H261V140H262V142L261 143H264V0H219L218 2H216L215 4H214ZM62 6V5H61ZM67 6V5H66ZM207 6H208V4H207ZM6 7V8H7ZM196 7V6H195ZM190 8V7H189ZM197 8V7H196ZM201 8V7H200ZM204 8H206V7H204ZM199 9V8H198ZM197 9V10H198ZM91 10V9H90ZM89 10V11H90ZM147 10V9H146ZM201 10V9H200ZM206 10V9H205ZM199 11V10H198ZM206 12V11H205ZM208 12V11H207ZM88 14H89V12H87ZM193 14H194V12H192ZM196 13V12H195ZM199 13V12H198ZM203 13V12H202ZM189 14H191V13H189ZM176 15V16H175ZM185 15V14H184ZM204 15V14H203ZM190 16V15H189ZM195 16V15H194ZM56 17V16H55ZM143 17H145V16H143ZM145 18V19H146ZM64 19V18H63ZM62 19V20H63ZM141 19V18H140ZM143 19V18H142ZM180 19V20H181ZM193 19H194V17H193ZM146 20V21H147ZM179 20V19H178ZM66 21V20H65ZM185 21V20H184ZM191 21V20H190ZM197 21V20H196ZM144 22H145V20H144ZM144 22H142V23H144ZM181 22V21H180ZM195 22V21H194ZM61 23V22H60ZM65 23V22H64ZM62 24V27H60L61 28V32H62V30H66V27L67 26H64L65 24ZM84 23V22H83ZM150 23V24H151ZM185 23V22H184ZM96 24V23H95ZM174 24H175V22H174ZM197 24V23H196ZM142 25V24H141ZM145 25L146 24H144V27H145ZM179 25V23L177 24V26H175L176 27V31H177V33H178V29H177V27H179L180 28V26H178ZM85 26V25H84ZM143 26V25H142ZM95 27H96V25H95ZM100 27V26H99ZM192 27V26H191ZM60 28H58V29H60ZM148 28V27H147ZM101 29V28H100ZM144 29V28H143ZM172 29V30H171ZM99 30V29H98ZM108 30V29H107ZM106 30V31H107ZM148 30H149V28H148ZM147 30V31H148ZM81 31H82V28H81ZM106 31H104V32H106ZM179 31H181V30H179ZM185 31V30H184ZM187 31V30H186ZM195 31H197V30H195ZM83 32H84V30H83ZM141 32V31H140ZM63 33V32H62ZM65 33V32H64ZM145 33H146V31H145ZM101 34H102V32H101ZM104 34V33H103ZM106 34V33H105ZM187 34V33H186ZM186 34H184V36L186 35ZM188 34H189V32H188ZM191 34V33H190ZM107 35H108V33H107ZM147 35V34H146ZM173 35L175 36V33H173ZM179 33H178V37H179ZM101 36V35H100ZM110 36V35H109ZM108 36V37H109ZM150 36V37H151ZM188 36V35H187ZM112 37V36H111ZM149 37V36H148ZM153 38V39H154ZM174 38V37H173ZM173 38H172V40H173ZM12 39V38H11ZM114 39V38H113ZM175 39H178V38H175ZM174 39V40H175ZM183 39V38H182ZM189 39V38H188ZM187 39V40H188ZM64 40V39H63ZM86 40V39H85ZM104 40V39H103ZM148 40V39H147ZM173 40V42L175 43V47L177 46L176 44V42ZM179 40H181V39H179ZM28 41V42H29ZM106 41V40H105ZM111 41H112V38H111ZM64 42V41H63ZM78 42V41H77ZM146 42V41H145ZM181 42V41H180ZM189 42V41H188ZM59 43V42H58ZM94 43V42H93ZM111 43V42H110ZM182 43V42H181ZM25 44H27V43H25ZM39 44V43H38ZM43 44V43H42ZM112 44V43H111ZM21 45H23V44H21ZM29 45V44H28ZM27 45V46H28ZM31 45V44H30ZM60 45H61V43H60ZM59 45V46H60ZM119 45V44H118ZM17 46V45H16ZM26 46V45H25ZM26 46V47H27ZM140 46H141V44H140ZM173 46H174V44H173ZM178 46H179V44H178ZM182 46V45H181ZM183 46H185V45H183ZM185 46V47H186ZM24 47V46H23ZM49 47V46H48ZM82 47V46H81ZM91 47V46H90ZM101 47H103L102 45H101ZM28 48V47H27ZM62 48V47H61ZM89 48V47H88ZM98 48H99V46H98ZM104 48H105V45H104ZM103 48V49H104ZM112 48V47H111ZM179 49L181 48L180 46L178 47ZM46 49H48L47 48V46H46ZM67 49V48H66ZM170 49V48H169ZM173 49H175L174 47H173ZM25 50V49H24ZM32 50H34V46H33V49ZM43 50V49H42ZM50 50V49H49ZM92 50V49H91ZM176 50V49H175ZM174 50V51H175ZM178 50V49H177ZM176 50V51H177ZM183 50H184V48H183ZM44 51V50H43ZM48 51V50H47ZM55 51V50H54ZM59 51V50H58ZM63 51V50H62ZM69 51V50H68ZM78 51V50H77ZM173 51V50H172ZM181 50H179V51H177V52H180ZM22 52H24V51H22ZM92 52V51H91ZM94 52V51H93ZM96 52H97V50H96ZM170 52H171V50H170ZM176 52V53H177ZM29 53V52H28ZM47 53V52H46ZM58 53V52H57ZM81 53V52H80ZM169 53V52H168ZM172 54H173V52H171ZM59 54V53H58ZM63 54H64V52H63ZM62 54V55H63ZM77 54V53H76ZM99 54H101V53H99ZM181 53H178V55H180ZM51 55V54H50ZM55 55H57V54H55ZM92 55V54H91ZM98 55V54H97ZM143 55V56H144ZM164 55V56H163ZM175 55V54H174ZM175 56V57H177V59L178 58H180L179 56ZM46 56V55H45ZM59 56H61V55H59ZM71 56V55H70ZM78 56V55H77ZM90 56V55H89ZM47 57V56H46ZM46 57H45V59H46ZM99 57V56H98ZM104 58H105V56H103ZM120 57V56H119ZM17 58V57H16ZM29 58V57H28ZM56 58V57H55ZM92 58V57H91ZM143 58V57H142ZM168 59H170V57L168 56L167 57ZM173 58V57H172ZM22 59H24V58H22ZM48 59V58H47ZM52 59V58H51ZM79 59V58H78ZM90 59V58H89ZM102 59V58H101ZM109 59V58H108ZM107 59V60H108ZM165 59V58H164ZM43 60V59H42ZM65 60V59H64ZM91 60V59H90ZM100 60V59H99ZM174 60V59H173ZM15 61H17V60H15ZM14 61V62H15ZM83 61H85V60H83ZM103 61V60H102ZM104 61H105V59H104ZM142 61H143V59H142ZM170 61V60H169ZM172 61V60H171ZM175 61H176V59L174 60V63H175ZM13 62V61H12ZM19 62H21V61H19ZM43 62V61H42ZM101 62V61H100ZM106 62V61H105ZM164 62V61H163ZM166 62V61H165ZM177 62H178V60H177ZM180 62H181V60H180ZM38 63V62H37ZM62 63H64L63 61H62ZM94 63H96V62H94ZM113 63H114V61H113ZM173 63V62H172ZM171 63V64H172ZM182 63V62H181ZM202 63V62H201ZM25 65H26V63H24ZM23 64V65H24ZM33 64V63H32ZM90 64V63H89ZM88 64V65H89ZM162 64V65H161ZM167 64V63H166ZM17 65H19V64H17ZM36 65V64H35ZM38 65V64H37ZM52 65V64H51ZM87 65V66H88ZM94 65V64H93ZM106 65V64H105ZM174 65V64H173ZM179 65H181V64H179ZM182 65V66H183ZM201 65V64H200ZM45 66V65H44ZM54 66V65H53ZM84 66H85V63H84ZM96 66H98V65H96ZM104 66V65H103ZM112 66V65H111ZM186 65H184L183 67L184 68H186L185 67ZM42 67H43V65H38V68L37 67H35V68H37V70L41 73V75H42V82L40 83L39 81V89L42 91V100H43V104H41V105H43V107L40 109V108H38V106L37 105H33V107L34 106H37L36 108L39 110H42L43 111V114L44 115H46L45 114V112L47 111V108H50V110L51 111H56V109H58V106H57V104H56V99H59L58 97L60 96V93H62V91H58V90H56L57 89V87L60 85V80L61 79H59V83H56L55 82V77L57 76H55L54 78H53V76L52 77H49L48 75H46L45 73H42L41 71H42ZM54 67H56V66H54ZM90 67V66H89ZM100 67V66H99ZM113 67V66H112ZM112 67H110L109 69H111L112 70ZM114 67H115V65H114ZM114 67H113V69H114ZM166 67H167V65H166ZM169 67V66H168ZM176 67V66H175ZM50 68H51V66H50ZM88 68V67H87ZM95 68V67H94ZM170 68H172V67H170ZM178 68V63H177V67H176V69ZM180 69H182L181 67H179ZM192 68V67H191ZM196 68V67H195ZM198 68V67H197ZM196 68V72L198 71V70H200V67H199V69H197ZM203 68V67H202ZM228 68V67H227ZM230 68H228V69H230ZM236 68V67H235ZM238 68V67H237ZM34 69V68H33ZM109 69H108V71H109ZM116 69V68H115ZM118 69H119V67H118ZM167 69V68H166ZM180 69H178V71L180 70ZM227 69V70H228ZM232 69V68H231ZM242 69L241 70H239V71H242ZM47 70V69H46ZM45 70V71H46ZM50 70V69H49ZM184 70V69H183ZM183 70H180V72H182ZM190 70V68L188 69V72H191V71H193V70H191V71H189ZM232 70H234V69H232ZM36 71V70H35ZM48 71V70H47ZM51 71H52V69H51ZM56 69H55V73H56ZM61 71H62V69H61ZM88 71V70H87ZM177 71V70H176ZM175 71V72H176ZM203 71V70H202ZM224 72H227L225 69L223 70ZM222 71V72H223ZM229 71V70H228ZM231 71V70H230ZM237 71L238 70H236V73H237ZM44 72V71H43ZM60 72V71H59ZM103 72V71H102ZM110 72V71H109ZM112 72V71H111ZM117 72H119V71H117ZM169 72H170V70H169ZM174 72V73H175ZM223 72V73H224ZM235 72V71H234ZM4 73H5V70H4ZM64 73V72H63ZM89 73V72H88ZM93 73V72H92ZM105 73H107V72H105ZM172 73V72H171ZM173 73V74H174ZM178 73V72H177ZM177 73L175 74V75H177ZM183 73H184V71H183ZM186 73V72H185ZM191 73H193V72H191ZM223 73H220V74H223ZM231 73V72H230ZM239 73V72H238ZM242 74H243V72H241ZM17 74V73H16ZM36 74V73H35ZM54 74V73H53ZM99 74V73H98ZM97 74V75H98ZM111 74V73H110ZM113 74V73H112ZM115 74V73H114ZM151 74H153V72L151 73ZM189 73H186V75H188ZM195 74V73H194ZM196 74H198V73H196ZM195 74V75H196ZM202 74H203V72H202ZM203 74V75H204ZM219 74V73H218ZM217 74V75H218ZM219 74V75H220ZM226 74H228V73H226ZM225 74V75H226ZM232 74H233V72H232ZM235 74V73H234ZM240 74V73H239ZM238 74V75H239ZM33 75V74H32ZM101 75V74H100ZM117 75V74H116ZM115 75V76H116ZM121 75V74H120ZM119 75V76H120ZM167 75V74H166ZM180 75H182L181 73H180ZM180 75H178V76H176V77H178V78H180ZM195 75H193L194 76V78H193V80L195 79ZM199 75V74H198ZM203 75H202V78H204L203 77ZM231 75V74H230ZM31 76V75H30ZM37 76V75H36ZM89 76H91V75H89ZM96 76V75H95ZM95 76H94V78H95ZM99 76V75H98ZM107 76H110L109 74L107 75ZM172 76V75H171ZM183 76V75H182ZM185 76V75H184ZM192 76V74H191V76H190V80L193 82V80H192V78L191 77H193ZM234 76V75H233ZM39 77V76H38ZM62 77V76H61ZM97 77V76H96ZM167 77V76H166ZM221 77H223V76H221ZM225 77V76H224ZM231 77V76H230ZM239 77H241L240 75H239ZM20 78V77H19ZM26 78V77H25ZM84 78V77H83ZM90 78V77H89ZM94 78H92V80L94 79ZM107 78V77H106ZM110 78H111V76H110ZM114 79H116L115 77H113ZM119 78V77H118ZM117 78V79H118ZM170 78V77H169ZM168 78V79H169ZM178 78H176V79H178ZM182 78V77H181ZM180 78V79H181ZM197 78V77H196ZM201 78V77H200ZM201 78V79H202ZM218 78H220V76L218 77ZM71 80H70V82L71 83H73L72 82V79H74V78H70ZM91 79V78H90ZM101 79V78H100ZM174 79V78H173ZM199 79V78H198ZM197 79V80H198ZM227 79H228V77H227ZM229 79H231V78H229ZM19 80V79H18ZM95 80L96 79H94V82H95ZM98 80H99V77H98V79H97V81L95 82V84L96 85H94V84H91L92 82H90V87H89V89L88 90H90V88H91V90L90 91H94V90H96V88H95V86L97 87V86H99L98 84L99 83H97L98 82ZM103 80V79H102ZM105 80H107V79H105ZM113 80V79H112ZM171 80V79H170ZM212 80V79H211ZM210 80V82H212ZM216 80V79H215ZM214 80V81H215ZM219 80V79H218ZM217 80V81H218ZM221 80V79H220ZM74 81V80H73ZM88 81H91V80H88ZM109 81V80H108ZM107 81V82H108ZM118 81V80H117ZM177 81V80H176ZM189 81V80H188ZM190 81V82H191ZM217 81H215V83L217 82ZM226 81V80H225ZM229 81V80H228ZM27 82V81H26ZM75 82V81H74ZM78 82V81H77ZM81 82V81H80ZM169 82V81H168ZM170 82H172V81H170ZM174 82V81H173ZM183 81H181V83H182ZM185 82H187V81H185ZM199 82V83H198ZM197 83L198 84H200V81H198ZM231 82V81H230ZM233 82V81H232ZM85 83V82H84ZM156 83V84H157ZM188 83V82H187ZM193 83H195V82H193ZM194 84L195 86H193L192 85V83H189V84H191L192 85V87H190L189 88V90L185 93V96H188V97H192V98H190L191 100L192 99H194V97L196 98V97H198L197 96V93H199V92H196L197 90H199L201 87L200 86H202V85H198V84ZM213 84H214V82H212ZM25 84V86H26V83H24ZM33 84V83H32ZM68 84V83H67ZM66 84V85H67ZM81 84V83H80ZM89 84V83H88ZM101 84V83H100ZM110 84H112V83H110ZM184 84V83H183ZM182 84V85H183ZM213 84H210V85H213ZM218 84H219V81H218ZM218 84H215L216 86H218ZM230 84V83H229ZM82 85V84H81ZM105 85H109V83L107 84L106 82H105ZM104 85V86H105ZM119 85H121V84H119ZM118 85V86H119ZM158 85V84H157ZM209 85V86H210ZM224 85H226V84H224ZM228 85V84H227ZM3 86V85H2ZM112 86H114V83H113V85ZM187 86V85H186ZM190 86V85H189ZM189 86H187V87H189ZM205 86H204V90H201V92L202 91H206L205 89ZM214 86V85H213ZM213 86H210V88L212 89V87ZM216 86H214V87H216ZM231 86V85H230ZM234 86V85H233ZM19 87V86H18ZM60 87V86H59ZM73 87H74V85H73ZM101 87V86H100ZM107 87V89L109 88L108 86H106ZM121 87V86H120ZM158 87V86H157ZM183 87V86H182ZM187 87H184L185 88V90H187L186 88ZM200 87V88H199ZM203 87V86H202ZM207 87V86H206ZM222 87H223V85H222ZM33 88H34V86H33ZM36 88V87H35ZM34 88V89H35ZM60 88H62V87H60ZM71 88V87H70ZM70 88H69V90H70ZM75 88V87H74ZM99 88V87H98ZM97 88V89H98ZM111 88V87H110ZM159 88V87H158ZM177 88H178V86H177ZM199 88V89H198ZM217 88H219V87H217ZM223 88H225V87H223ZM229 88V87H228ZM241 88V87H240ZM7 89V88H6ZM22 89H24V86H23V88ZM26 89H28V88H26ZM68 89V88H67ZM76 89V88H75ZM100 89L101 88H99L98 90L100 91ZM107 89H103V91H108ZM162 89V88H161ZM211 89H209V90H207L208 91V93H209V91L211 90ZM215 89V88H214ZM213 89V90H214ZM1 90V89H0ZM78 90V89H77ZM97 90V91H98ZM118 90V89H117ZM125 90V89H124ZM183 90V89H182ZM218 90V89H217ZM243 90V89H242ZM24 91V90H23ZM58 91V92H57ZM68 91V90H67ZM73 91H74V89H73ZM87 91V90H86ZM97 91H94V92H96V93H93V95L92 96H94V94H95V96H94V98L93 97H90V96H88L89 97V100L87 101V103L89 104V107H90V112H95L94 114V116H97L98 118H99V120H100V122L99 123H101V124H103V126H104V128H102V129H106L107 130V126H109L110 124H109V121H108V123H107V121L105 122L103 119L105 118H108V116H115L114 118L116 119V117L118 118V116L119 115H122V118L121 119H123V117L125 118V116H128L129 114H130V104H128V102L126 101V99H124V97L122 98V99H124V100H122V101H120V103L118 104V107L116 108V110H112V108H111V104L108 106V101H111V96L110 95H108V92H104L103 94H105V93H107V94H105V96L106 95H108V96H106L107 97V104L106 105H104L103 107L101 106L100 107V105H99V101H98V96H97V94H98V92ZM121 91V90H120ZM165 91V90H164ZM220 91V90H219ZM232 91V90H231ZM34 92H35V90H34ZM109 92H111V90H109ZM116 92V91H115ZM125 92V91H124ZM124 92H122L123 93V95H124ZM132 92V91H131ZM179 92V91H178ZM183 92H184V90H183ZM194 92H196V96H192L193 94L195 95V93ZM221 92V91H220ZM2 93V92H1ZM75 93H76V90H75ZM81 93V92H80ZM90 93H92V92H90ZM117 93H119L118 91H117ZM128 93V92H127ZM182 93V92H181ZM180 93V94H181ZM204 94L206 93L207 94V92H203ZM213 93H215V91L213 92ZM222 93H223V91H222ZM228 93H231V92H228ZM228 93H227V95H228ZM232 93H233V91H232ZM231 93V94H232ZM237 93H238V91H237ZM68 94V93H67ZM74 94V93H73ZM87 94H89V92L87 93ZM111 94V93H110ZM114 94V93H113ZM129 94V93H128ZM179 94V93H178ZM178 94H176V95H178ZM200 94H202V93H200ZM203 94V95H204ZM219 94V93H218ZM0 95H2V94H0ZM4 95V94H3ZM2 95V96H3ZM9 95V94H8ZM12 95V94H11ZM15 94H13V96H14ZM30 95V94H29ZM63 95V94H62ZM78 95V94H77ZM89 95H91V94H89ZM99 95V94H98ZM118 95V94H117ZM136 95V94H135ZM166 95V94H165ZM182 95V94H181ZM181 95H179V96H181ZM230 95V94H229ZM235 95V93H233V95L232 96H234ZM245 95V94H244ZM5 96H7V95H5ZM38 96H39V94H38ZM65 96V95H64ZM69 96H71V95H69ZM73 96H75V95H73ZM85 96L86 95H84V97L83 98H85ZM86 96V97H87ZM104 96V97H105ZM116 96V95H115ZM124 96H126V95H124ZM178 96V97H179ZM185 96H184V98H185ZM200 96V95H199ZM208 96V95H207ZM206 96V97H207ZM212 96V95H211ZM210 96V97H211ZM242 96H243V94H242ZM12 97V96H11ZM32 97V96H31ZM66 97H67V95H66ZM65 97V98H66ZM138 97V96H137ZM165 97H167V96H165ZM200 97H203V96H200ZM205 97V96H204ZM214 97H216V95L214 96ZM39 98V97H38ZM69 97H67V100H69L68 99ZM114 98V97H113ZM183 97H181V99H182ZM183 98V99H184ZM231 98V97H230ZM229 98V99H230ZM235 98V97H234ZM15 99V98H14ZM17 99V98H16ZM19 99V98H18ZM131 99V98H130ZM167 99H169V98H167ZM203 99V98H202ZM208 99V98H207ZM227 99H228V97H227ZM241 99H242V97H241ZM9 100H10V97H7V98H1L0 97V110L2 111L4 108H6V106H7V104L9 103ZM38 100V99H37ZM56 100V101H55ZM66 100V99H65ZM79 100V99H78ZM113 100V99H112ZM121 100V99H120ZM176 100V99H175ZM189 100V99H188ZM201 100V99H200ZM206 100V99H205ZM233 100V98L230 100V101H232ZM234 100H236V99H234ZM233 100V101H234ZM14 103H15V101L14 100H12ZM59 101V100H58ZM77 101V100H76ZM76 101H75V103H76ZM84 101V100H83ZM82 101V102H83ZM106 101V100H105ZM105 101H103V103L105 102ZM135 101V100H134ZM167 101V100H166ZM224 101H227V100H224ZM237 101H238V99H237ZM236 101V102H237ZM243 100L241 101V102H244ZM11 102V101H10ZM29 102V101H28ZM28 102H27V105H28ZM68 102V101H67ZM72 102V101H71ZM86 102V101H85ZM113 102H114V100H113ZM177 102V101H176ZM222 102V101H221ZM235 101H234V103H236ZM238 102H240V100L238 101ZM237 102V103H238ZM53 103H55L54 105H53ZM66 103V102H65ZM69 103V102H68ZM81 103V102H80ZM84 103V102H83ZM111 103H112V101H111ZM118 103V102H117ZM133 103V102H132ZM173 103V102H172ZM191 103V102H190ZM197 103V102H196ZM208 103V102H207ZM206 103V104H207ZM233 103V102H232ZM10 104V103H9ZM9 104H8V106H9ZM34 104H36V103H34ZM71 103H69V105H70ZM78 104V103H77ZM113 104V103H112ZM168 104H169V102H168ZM182 104V103H181ZM194 104V103H193ZM198 104H200L199 102H198ZM216 104V103H215ZM215 104H212V105H215ZM13 105V104H12ZM59 105V104H58ZM74 105V104H73ZM84 105V104H83ZM86 105V104H85ZM163 105V104H162ZM166 105V104H165ZM175 105V104H174ZM178 105H179V103H178ZM223 105V104H222ZM231 105V104H230ZM229 105V106H230ZM233 105H235V104H232V106ZM245 105H243V104H241V107H243V106H245ZM57 106V107H56ZM71 106V105H70ZM79 106V105H78ZM88 106V105H87ZM197 106V105H196ZM199 106V105H198ZM226 106V105H225ZM229 106H228V108H229ZM238 107H239V105H237ZM15 107V106H14ZM72 107V106H71ZM115 107H116V105H115ZM165 107V106H164ZM173 107V106H172ZM179 107V106H178ZM187 107V106H186ZM185 107V108H186ZM199 107H201V106H199ZM210 107H211V104H210ZM209 107V108H210ZM219 107H221L220 105H219ZM238 107H236V108H238ZM22 108V107H21ZM32 108V107H31ZM68 108H69V106H68ZM166 108V107H165ZM180 108V107H179ZM184 108V107H183ZM184 108V109H185ZM189 108V107H188ZM193 108V107H192ZM191 108V109H192ZM203 108V107H202ZM217 108V107H216ZM61 109V108H60ZM76 109H78V108H76ZM85 109V108H84ZM134 109H135V107H134ZM176 109V108H175ZM194 109V108H193ZM199 109V108H198ZM218 109V108H217ZM227 109V108H226ZM231 109H232V107H231ZM230 108H229V110H231ZM233 109H235L234 107H233ZM242 109V108H241ZM246 109H247V107H246ZM33 110V109H32ZM46 110V111H45ZM89 110V109H88ZM173 110V109H172ZM183 110V109H182ZM186 110V109H185ZM184 110V111H185ZM201 110H203V109H201ZM204 110H206V109H204ZM212 110V109H211ZM216 110V109H215ZM225 110V109H224ZM239 110V109H238ZM1 111H0V113H1ZM34 111H35V109H34ZM41 111V112H42ZM45 111V112H44ZM51 111H49V113L51 112ZM59 109H58V113H59ZM66 111H69V109L68 110H66ZM80 111V110H79ZM78 111V112H79ZM144 111V110H143ZM179 111V110H178ZM187 111V110H186ZM213 111V110H212ZM216 111H218V110H216ZM220 111H222V110H220ZM236 112H237V110H235ZM241 111V110H240ZM239 111V112H240ZM245 111V110H244ZM36 112V111H35ZM38 112V111H37ZM57 112H55L54 114L53 113H51V114H53V115H57L56 113ZM64 112V111H63ZM73 112V111H72ZM182 112V111H181ZM196 112V111H195ZM211 112V111H210ZM223 112V111H222ZM225 112H226V110H225ZM4 113V112H3ZM6 113H7V111H6ZM6 113H5V115H3V116H5V118L7 119L8 117L6 116ZM20 113V112H19ZM24 113V112H23ZM30 113V112H29ZM39 113V112H38ZM48 113V114H49ZM65 113V112H64ZM134 113H136V112H134ZM233 113V112H232ZM242 113V112H241ZM2 114V113H1ZM40 114V113H39ZM72 114V113H71ZM84 114H85V112H84ZM137 114V113H136ZM136 114H133L134 116H136ZM180 114V113H179ZM184 114V113H183ZM191 114H192V112H191ZM195 114V113H194ZM198 114H199V112H198ZM197 114V115H198ZM223 114V113H222ZM225 114V113H224ZM229 114V113H228ZM244 114H245V112H244ZM10 117H12V114H8ZM17 115V114H16ZM21 115H23V114H21ZM41 116H44V115H42V113L40 114ZM90 115V114H89ZM196 115V116H197ZM201 115V114H200ZM211 115V114H210ZM230 115V114H229ZM232 115V114H231ZM250 115L248 116V114H247V112H246V115L244 116V118L243 117H241V116H239V117H241V118H243L244 120H245V117L246 116H248L247 117V119L250 117ZM2 115H0V117H1ZM34 116V115H33ZM203 116H204V113H203ZM207 116H208V114H207ZM212 116V115H211ZM215 116V115H214ZM16 117V116H15ZM19 117H22V116H19ZM68 117V116H67ZM92 117V116H91ZM1 118H3V117H1ZM0 118V119H1ZM13 118H14V116H13ZM23 118V117H22ZM26 118V117H25ZM38 118V117H37ZM53 118V117H52ZM58 118V117H57ZM62 118V117H61ZM69 118H71V117H69ZM88 118H89V116H88ZM130 118H132V117H130ZM183 118V117H182ZM211 118V117H210ZM215 118V117H214ZM219 118V117H218ZM224 117H221V119H223ZM240 118V119H241ZM11 119V118H10ZM15 119H17L18 120V117L17 118H15ZM14 119V120H15ZM38 119H40L41 120V118L39 117ZM51 119V118H50ZM55 119V118H54ZM79 119H81V118H79ZM113 119V118H112ZM119 119V118H118ZM140 119H142V118H140ZM148 119V118H147ZM200 119V118H199ZM205 119V118H204ZM225 119V118H224ZM231 119V118H230ZM3 120V119H2ZM8 120V119H7ZM6 120V121H7ZM20 120V119H19ZM40 120H39V122H40ZM61 120V119H60ZM72 120V119H71ZM77 119H75V121H76ZM120 120V119H119ZM124 120V119H123ZM135 120V119H134ZM183 120V119H182ZM181 120V121H182ZM201 120V119H200ZM244 120H243V122H244ZM250 120V119H249ZM13 121V120H12ZM80 121V120H79ZM84 121V120H83ZM88 121V120H87ZM185 121V120H184ZM205 121V120H204ZM211 121V120H210ZM209 121V122H210ZM221 121V120H220ZM224 121V120H223ZM248 121V120H247ZM0 122H1V120H0ZM3 122V121H2ZM52 122V121H51ZM64 122V121H63ZM73 122V121H72ZM117 122V121H116ZM123 122V121H122ZM146 122V121H145ZM202 122V121H201ZM233 122V121H232ZM12 123V122H11ZM59 123V122H58ZM89 123V122H88ZM93 123V122H92ZM119 123V122H118ZM117 123V124H118ZM147 123V122H146ZM179 123V122H178ZM198 123H200V121L198 122ZM216 123V122H215ZM237 123V122H236ZM245 123H246V121H245ZM1 124V123H0ZM7 124V123H6ZM10 124V123H9ZM14 124V123H13ZM19 124V123H18ZM28 124V123H27ZM79 124V123H78ZM116 124V125H117ZM120 124V123H119ZM145 124V123H144ZM149 124V123H148ZM191 124V123H190ZM192 124H193V122H192ZM202 124H204V123H202ZM220 124V123H219ZM226 124H228V123H226ZM247 124V123H246ZM251 121H250V125L249 124H247L249 127L251 126ZM254 124V123H253ZM252 124V125H253ZM5 125V124H4ZM11 125V124H10ZM40 125V124H39ZM62 125L64 126V131L65 130H68V125L65 123V124H63L62 123ZM81 125V124H80ZM172 125V124H171ZM179 125V124H178ZM186 125H187V123H186ZM218 125V124H217ZM231 125V124H230ZM247 125H246V127H247ZM15 126H16V124H15ZM14 126V127H15ZM20 126V125H19ZM52 126V125H51ZM84 126V125H83ZM85 126H87L86 124H85ZM96 126V125H95ZM102 126V125H101ZM130 126V125H129ZM161 126V125H160ZM242 126V125H241ZM254 126V125H253ZM12 127V126H11ZM53 127V126H52ZM76 127V126H75ZM78 127H81V126H78ZM109 127H111V126H109ZM115 127V126H114ZM146 127V126H145ZM162 127V126H161ZM167 127H169V126H167ZM190 127V126H189ZM188 127V128H189ZM192 127H194V126H192ZM196 127V126H195ZM197 127H199L198 126V124H197ZM201 127H203V129H204V133H205V129L206 128H204V126H200L199 128H201ZM211 127V126H210ZM227 127V126H226ZM17 128H18V126H17ZM16 128V129H17ZM63 128V127H62ZM90 128V127H89ZM99 128V127H98ZM126 128H128V126L126 127ZM173 128H174V126H173ZM185 128V127H184ZM199 128H196V129H199ZM212 128V127H211ZM228 128V127H227ZM231 129H232V127H230ZM230 128H229V130H230ZM256 128H254V129H256ZM0 129H1V127H0ZM8 129V128H7ZM6 129V130H7ZM15 129V128H14ZM58 129V128H57ZM114 129V128H113ZM112 129V130H113ZM123 129H124V126H123ZM122 129V130H123ZM140 129V128H139ZM169 129V128H168ZM191 129V128H190ZM195 128L194 129H191L190 131H189V129L187 130V128L185 129L186 131H189V132H187L186 134H183V135H185L186 137L187 136H193L194 134H195V132L197 131ZM246 129H248V128H246ZM251 129V128H250ZM9 130V129H8ZM38 130H40V129H38ZM82 130H84V129H82ZM96 131V132H93V137H94V139L96 140L97 138H99V140H100V143H101V146H98V147H96V146H93L92 147V152L94 153V154H96V155H98V160H99V164H98V168H95V170L96 171H99L100 169H102V170H105V171H103L105 174H104V178H106V180L108 181V179H107V177L109 176V174L110 173H112V172H116V170L117 169H119L118 167H119V164L123 161V159L125 158H123V156H125L126 155V153H124L123 152V154L121 153L120 154V151H118V149L116 148L118 145H117V143H116V141L114 142L112 139H111V137H108V135L105 133V131ZM125 130V132H128V134L130 135L131 134V132H132V130H130L129 128L128 129H124ZM123 130V131H124ZM134 130V129H133ZM138 130V129H137ZM143 130H145V129H143ZM167 130V129H166ZM184 129H182V131H183ZM184 130V131H185ZM212 130V129H211ZM228 130V131H229ZM244 130V129H243ZM1 131V130H0ZM75 131H77V130H74V132ZM80 131V130H79ZM85 131V130H84ZM114 131H117V130H114ZM129 131H131V132H129ZM199 131V130H198ZM201 131H202V128H201ZM200 131V132H201ZM227 131V132H228ZM248 131V130H247ZM246 131V132H247ZM253 130H251V131H249L250 133L252 132ZM255 131V132H256ZM7 132V131H6ZM12 132V131H11ZM10 132V133H11ZM30 132V131H29ZM83 132V131H82ZM81 132V133H82ZM92 132V131H91ZM124 132V133H125ZM163 132V131H162ZM171 132V131H170ZM231 133L233 132L232 130L230 131ZM239 132V131H238ZM249 132L247 133L248 134V136H249ZM3 133V132H2ZM24 133V132H23ZM32 133V132H31ZM43 133V132H42ZM62 133V132H61ZM87 133V132H86ZM181 133V132H180ZM183 133H185V132H183ZM197 133L198 132H196V134H195V136L197 135ZM211 133V132H210ZM213 133V132H212ZM221 133V132H220ZM223 133V132H222ZM7 133H5L4 134V136L6 135ZM8 134H9V132H8ZM7 134V135H8ZM12 134V133H11ZM10 134V135H11ZM14 134V133H13ZM18 134V133H17ZM45 134V133H44ZM78 134V133H77ZM92 134V133H91ZM126 134V133H125ZM124 134V137L127 135V138H128V134H126L125 135ZM138 134V133H137ZM171 134V133H170ZM179 134V133H178ZM178 134H176L175 136V138L174 139H177L178 141L179 140H181V138L179 139V137H182L181 135L180 136H178ZM198 134H200V133H198ZM203 134V133H202ZM207 134H209L208 132H207ZM215 134V133H214ZM243 134V133H242ZM255 133L253 132V134L251 135V136H253ZM258 134V133H257ZM40 135V134H39ZM38 135V136H39ZM42 135V134H41ZM57 135V134H56ZM59 135V134H58ZM62 135V134H61ZM69 135V134H68ZM71 135V134H70ZM75 135V134H74ZM79 135V134H78ZM78 135H76V136H78ZM133 135V134H132ZM154 135V134H153ZM165 135V134H164ZM172 135V134H171ZM204 135V134H203ZM228 135V134H227ZM241 135V134H240ZM239 135V136H240ZM37 136V137H38ZM63 136V135H62ZM122 136V135H121ZM166 136V135H165ZM170 136V135H169ZM185 136H183L184 137V139H185ZM230 136H232V134H230ZM234 136V135H233ZM251 136H250V138H251ZM255 136V135H254ZM253 136V137H254ZM11 137V136H10ZM72 137H73V135H72ZM82 137V136H81ZM87 137V136H86ZM147 137V136H146ZM164 137V136H163ZM173 137V136H172ZM183 137H182V139H183ZM194 137V136H193ZM197 137V136H196ZM199 137V136H198ZM200 137H201V135H200ZM199 137V138H200ZM205 137H207L206 135H205ZM205 137H203V138H205ZM214 137V136H213ZM219 137V136H218ZM222 137V136H221ZM227 137V136H226ZM226 137H225V139H226ZM5 138V137H4ZM18 138H20V137H18ZM47 138V137H46ZM67 138V137H66ZM74 138V137H73ZM77 138V137H76ZM130 138V137H129ZM132 138H133V136H132ZM210 138H212V136L210 135ZM232 137H227V140H229V139H231ZM236 138H237V136H236ZM239 138V137H238ZM244 138V137H243ZM246 138H249V137H247V135H246ZM248 139V140H251V139ZM35 139H36V137H35ZM79 139V138H78ZM86 139V138H85ZM91 139V138H90ZM125 139V138H124ZM168 139V138H167ZM166 139V140H167ZM196 140L198 139V138H195ZM194 139V140H195ZM207 141L209 140L208 138H205ZM213 139H215V138H213ZM256 139V138H255ZM8 140V139H7ZM10 140V139H9ZM8 140V141H9ZM13 140V139H12ZM18 140V139H17ZM32 140V139H31ZM52 140V139H51ZM62 140V139H61ZM63 140H64V138H63ZM70 140V139H69ZM87 140V139H86ZM98 140V141H99ZM115 140V139H114ZM131 140V139H130ZM177 140H175V141H177ZM186 140V139H185ZM191 139H189V141H190ZM193 140V139H192ZM191 140V141H192ZM211 141H212V139H210ZM260 140V139H259ZM2 141V140H1ZM0 141V142H1ZM6 141V140H5ZM19 141V140H18ZM47 141V140H46ZM77 141V140H76ZM93 141V140H92ZM142 141V140H141ZM174 141V140H173ZM183 141V142H182ZM181 141V143H184V140H182ZM188 140H186L185 141V143L187 142ZM190 141V142H191ZM200 141V140H199ZM205 141V140H204ZM230 141V140H229ZM235 141V140H234ZM246 141H247V139H246ZM251 141H253V140H251ZM257 141H258V139H257ZM256 141V142H257ZM20 142V141H19ZM65 142V141H64ZM67 142V141H66ZM90 142V141H89ZM94 142V141H93ZM119 142V141H118ZM130 142V141H129ZM128 142V143H129ZM136 142H137V140H136ZM161 142V141H160ZM172 142V141H171ZM170 142V143H171ZM195 142V141H194ZM201 142H203V139L201 140ZM206 142V141H205ZM204 142V143H205ZM214 142V141H213ZM244 142V141H243ZM247 142H249V141H247ZM254 142V141H253ZM8 143H11L10 141L8 142ZM13 143V142H12ZM18 143V142H17ZM45 143V142H44ZM82 143H83V141H82ZM96 143V142H95ZM123 143V142H122ZM180 143V142H179ZM178 144L180 147L179 148H181L180 149V151H184L185 152V150L184 149H186V147H188V145H186V146H184L183 144ZM184 143V144H185ZM189 143V142H188ZM195 143H197V142H195ZM200 143V142H199ZM198 143V145L196 146V144H195V149H196V147H198L197 149H196V151H194V152H197V150H199V149H201V148H203V145H205V144H203V145H200ZM207 143V142H206ZM209 143V142H208ZM211 143V142H210ZM226 143H233V140L232 141H230V142H227L226 141ZM250 143V142H249ZM252 143V142H251ZM260 143V144H261ZM2 144H4V143H2ZM15 144H16V140H15ZM60 144V143H59ZM68 144V143H67ZM66 144V145H67ZM78 144V143H77ZM76 144V146H78ZM81 144V143H80ZM85 144V143H84ZM119 144V143H118ZM162 144V143H161ZM177 144V143H176ZM175 144V142H174V146L176 145ZM189 144H192V142L191 143H189ZM13 145V144H12ZM48 145H50V144H48ZM129 145V144H128ZM131 145V144H130ZM142 145V144H141ZM168 145H169V143H168ZM207 145V144H206ZM205 145V146H206ZM221 145V144H220ZM219 145V146H220ZM233 146L235 145V143L234 144H232ZM231 145V146H232ZM252 145V144H251ZM250 145V146H251ZM15 146V145H14ZM58 145H56V147L55 148H53L54 150L56 149V148H58L57 147ZM73 146L74 145H72L70 148L74 151V148H73ZM80 146V145H79ZM78 146V147H79ZM124 146V145H123ZM143 146V145H142ZM147 146V145H146ZM148 146H149V144H148ZM190 146V145H189ZM193 146V145H192ZM200 146H201V148H200ZM208 146H210V144L208 145ZM230 146V145H229ZM17 147V146H16ZM46 147V146H45ZM48 147H50V146H48ZM51 147H53V144H52V146ZM68 147V146H67ZM77 147V148H78ZM90 147V146H89ZM144 147H145V145H144ZM151 147V146H150ZM161 147V146H160ZM176 147V146H175ZM174 147V148H175ZM191 147V146H190ZM215 147H217L216 145L214 146V148ZM226 147V149H227V146H225ZM240 147H241V145H240ZM8 148V147H7ZM12 148V147H11ZM15 148V147H14ZM13 148V149H14ZM19 148V147H18ZM129 149H130V147H128ZM128 148L126 147V149L128 150ZM135 148V147H134ZM149 148V147H148ZM147 148V149H148ZM153 148V147H152ZM157 148V147H156ZM165 148V147H164ZM163 148V149H164ZM167 148V147H166ZM165 148V149H166ZM177 148V147H176ZM175 148V149H176ZM191 148H193V147H191ZM219 148V147H218ZM230 148V147H229ZM233 148V147H232ZM249 148V147H248ZM10 149V148H9ZM12 149V150H13ZM17 149V148H16ZM43 149H46V148H43ZM48 149V148H47ZM70 149V150H71ZM76 149V148H75ZM79 149V148H78ZM159 149V148H158ZM162 149V148H161ZM189 149V148H188ZM194 149V148H193ZM194 149V150H195ZM225 149V148H224ZM231 149V148H230ZM235 149V148H234ZM240 149V148H239ZM238 149V150H239ZM247 149V148H246ZM258 149V148H257ZM5 150V149H4ZM15 150V149H14ZM50 150V149H49ZM61 150V149H60ZM63 150V149H62ZM68 150V149H67ZM120 150H123V149H120ZM170 150V149H169ZM174 150V149H173ZM177 150V152H178V150L179 149H176ZM176 150H175V153H176ZM253 150V149H252ZM255 150V149H254ZM259 150V149H258ZM261 150V149H260ZM11 151V150H10ZM16 151V150H15ZM40 151H41V149H40ZM51 151V150H50ZM72 151V152H73ZM83 151V150H82ZM172 151V150H171ZM179 151V152H180ZM186 151H187V149H186ZM189 151V150H188ZM201 151V150H200ZM202 151H204V152H206L205 150H203L202 149ZM208 151H209V149H208ZM213 151H215V150H213ZM219 151V150H218ZM228 151V150H227ZM230 151V150H229ZM236 151V150H235ZM264 151V150H263ZM12 153H13V151H11ZM10 152V153H11ZM18 152V151H17ZM32 152V151H31ZM63 152V151H62ZM91 152V151H90ZM91 152V154H93ZM134 152V151H133ZM132 152V153H133ZM145 152V151H144ZM143 152V153H144ZM150 152V151H149ZM174 151H172V154H174L173 153ZM178 152V153H179ZM191 152L194 154V152L192 151V150H190V154H191ZM225 152V151H224ZM256 152H258L257 150H256ZM255 152V153H256ZM261 152V151H260ZM259 152V153H260ZM0 153H2V152H0ZM9 153V154H10ZM74 153V152H73ZM183 153V152H182ZM182 153H180V154H182ZM186 153H188V152H186ZM185 153V154H186ZM251 153V152H250ZM258 153V154H259ZM3 154H5V152L3 153ZM2 154V155H3ZM14 154V153H13ZM52 154V153H51ZM54 154V153H53ZM79 154V153H78ZM87 154H89V153H87ZM125 154V155H124ZM140 154H141V152H140ZM177 154V153H176ZM197 154H199V153H197ZM195 155L196 157L197 156H199V155ZM200 154H202L201 152H200ZM257 154V155H258ZM6 155V154H5ZM15 155V154H14ZM42 155H44V154H42ZM59 155H62V154H59ZM65 155V154H64ZM82 155H83V153H82ZM147 155H149V153L148 154H146L145 156H147ZM159 156H160V154H158ZM189 155V154H188ZM203 155V154H202ZM209 155V154H208ZM207 155V156H208ZM257 155H255V156H257ZM260 155H261V153H260ZM8 156V155H7ZM51 155H50V153L49 152H46L45 153V155H44V160L43 161H41L42 163H39V164H42V166H41V171H39L40 173H39V176H38V184H39V186L41 187V189H43L44 190V188H46V187H49L51 184H52V182L54 181V179H56V177H58V175L59 174H61L62 172H60V170H58V168H55L54 167V165L53 164H51V162L49 163L48 162V158L50 157ZM58 156V155H57ZM66 156V155H65ZM77 156V155H76ZM75 156V157H76ZM127 156V155H126ZM129 156V155H128ZM136 156V155H135ZM156 156V155H155ZM170 156V155H169ZM173 156V155H172ZM177 156H178V154H177ZM193 156V155H192ZM201 156V155H200ZM205 156V155H204ZM219 156V155H218ZM217 156V157H218ZM225 156V155H224ZM43 157V156H42ZM67 157H70V156H67ZM74 157V156H73ZM137 157V156H136ZM139 157V156H138ZM144 157V156H143ZM148 157V156H147ZM161 157H162V155H161ZM175 157V156H174ZM188 157V156H187ZM194 157V156H193ZM202 157V156H201ZM206 157V156H205ZM209 157V156H208ZM244 157V156H243ZM3 158V157H2ZM38 158V157H37ZM54 158V157H53ZM97 158V157H96ZM134 158V157H133ZM159 158V157H158ZM157 158V159H158ZM168 158V157H167ZM177 158V157H176ZM198 158V157H197ZM210 158H212V157H210ZM209 158V159H210ZM242 158V157H241ZM250 158V157H249ZM256 158H258V157H256ZM17 159V158H16ZM50 159V158H49ZM76 159V160H75ZM126 159V158H125ZM124 159V160H125ZM172 159H173V157H172ZM193 159V158H192ZM202 159V158H201ZM201 159H199L200 160V162H201ZM206 159V158H205ZM204 159V160H205ZM208 159V158H207ZM225 159V158H224ZM243 159V158H242ZM259 159V158H258ZM7 159L5 158V161H6ZM31 160V159H30ZM54 160V159H53ZM74 162H73V164H72V169L74 170L73 172H74V176H75V179L74 180H77L79 183L81 182L82 183V188H81V190L80 189H78L77 187H78V184L77 185H75V183H74V185L75 186H77L76 188L78 189V190H80V191H82L83 190V186H84V189H86L87 191H88V189L90 188V191H91V187H92V185L94 184V182L93 183H91L90 181H92V180H90V178H91V176H92V172H95L92 168V172L91 171H89L90 172V176H89V173L87 174V172H86V174H85V172L84 171H86L87 169H89L90 167H93V165H94V163H95V161L94 160H92V161H94V163L92 164V161H91V158H90V156H89V158L87 157V156H83V157H77V158H74ZM97 160V161H98ZM136 160V159H135ZM152 160V159H151ZM150 160V161H151ZM198 160V161H199ZM211 160V159H210ZM210 160L208 161L209 163H210ZM263 161H264V156H263V159H262ZM2 161H3V159H2ZM10 161H12V159L10 160ZM17 161V160H16ZM128 161V160H127ZM176 161V160H175ZM181 161V160H180ZM179 161V162H180ZM203 161V160H202ZM9 162V161H8ZM18 162V161H17ZM16 162V163H17ZM22 162V161H21ZM20 162V163H21ZM29 162V161H28ZM40 162V161H39ZM53 162V161H52ZM137 162H139V161H137ZM146 162V161H145ZM177 162V161H176ZM186 162V161H185ZM192 162V161H191ZM200 162L198 163L199 164V166H200ZM212 162H213V160H212ZM211 162V163H212ZM240 162V161H239ZM242 162V161H241ZM259 162V161H258ZM26 163V162H25ZM33 163V162H32ZM58 163V162H57ZM64 163V162H63ZM143 163V162H142ZM151 163V162H150ZM160 163V162H159ZM173 163V162H172ZM183 163V162H182ZM202 163H204V161L202 162ZM205 163L207 164V161H205ZM263 163V162H262ZM261 163V164H262ZM34 164H35V162H34ZM70 164V163H69ZM68 164V165H69ZM149 164V163H148ZM176 164V163H175ZM242 165L243 164H246V163H244V162H242L241 163ZM253 164V163H252ZM260 164V165H261ZM24 165V164H23ZM59 165V164H58ZM122 165V164H121ZM131 165V164H130ZM140 165V164H139ZM161 165V164H160ZM164 166L166 165V164H163ZM163 165H162V167H163ZM172 165V164H171ZM174 165V164H173ZM208 166H210L209 164H207ZM247 165V164H246ZM245 165V166H246ZM250 165V164H249ZM248 165V166H249ZM258 165V164H257ZM263 165H264V163H263ZM1 166H2V163H0V261L1 262H4L5 263V258H6V260H7V258H9V262L10 263H15V262H17V260L19 261V260H24L25 261V263L26 264H36V262L38 261V259L40 258L41 259V257H38L37 256V253H39L37 250H35L34 249V245L33 244H31L32 243V241L30 240L31 238H32V233L34 232V229H35V227L36 226H32L31 225V223H25V222H23V223H20L19 221L17 222V223H5L4 221H5V219L7 218V217H11V220L13 221L14 220V217H16L17 215L19 216V215H22L23 214V212L25 213L26 212V210L23 208V209H19L18 207L19 206H21V205H18V206H15L13 203H12V201H11V199H10V194H8L9 192H8V189H7V187L9 186V184L10 183H15V182H17V181H19V180H21L20 178V176H18L19 174H18V172H16V174H18V175H16L15 174V169L13 168V166L14 165H12V166H9L8 168L6 167L5 169H2L1 168ZM35 166V165H34ZM39 166V167H40ZM95 166H96V164H95ZM141 166V165H140ZM192 166V165H191ZM190 166V167H191ZM196 166H198V165H196ZM196 166L194 167V169L196 168ZM198 166V167H199ZM205 166V165H204ZM208 166H206V167H208ZM234 166V165H233ZM239 166V165H238ZM256 166V165H255ZM254 166V167H255ZM259 166V165H258ZM58 167V166H57ZM121 167V166H120ZM138 167V166H137ZM146 167H147V165H146ZM161 167V166H160ZM197 167V169H199ZM201 167V166H200ZM252 167V166H251ZM257 167V166H256ZM256 167L254 168V169H256ZM17 168V167H16ZM32 168V167H31ZM35 168V167H34ZM62 168V167H61ZM60 168V169H61ZM70 168V167H69ZM84 168H87L86 170H84ZM125 168V167H124ZM130 168H131V166H130ZM169 168V167H168ZM173 168V167H172ZM171 168V169H172ZM180 168V167H179ZM214 168V167H213ZM212 168V169H213ZM239 168V167H238ZM242 168V167H241ZM246 168V167H245ZM244 168V169H245ZM248 168V167H247ZM259 168H260V166H259ZM36 169V168H35ZM40 169V168H39ZM71 169V168H70ZM72 169H71V171L70 172H72ZM90 169V170H91ZM121 169V168H120ZM132 169V168H131ZM130 169V170H131ZM155 169V168H154ZM164 169V168H163ZM178 169V168H177ZM196 169V170H197ZM205 169H208V168H205ZM204 169V170H205ZM221 169V168H220ZM243 169V170H244ZM252 169V168H251ZM250 169V170H251ZM257 169H258V167H257ZM257 169H256V171H257ZM261 169H263V168H261ZM123 170V169H122ZM129 170V171H130ZM189 170V169H188ZM196 170H194V174L196 175V177L198 176V177H200V176H205V173L206 172H203L204 170H203V168H201V170H203V171H201L200 169L198 170V171H196ZM209 170V169H208ZM211 170V169H210ZM239 170H240V168H239ZM26 171H27V169H26ZM62 171H63V169H62ZM69 171V170H68ZM88 171V170H87ZM120 171V170H119ZM147 171H149V170H147ZM187 171V170H186ZM185 171V172H186ZM193 171V170H192ZM200 171V172H199ZM205 171H207V170H205ZM236 171V170H235ZM246 171V170H245ZM256 171H254V172H256ZM29 172V171H28ZM69 172V173H70ZM101 171H99L98 173H100ZM118 172V171H117ZM126 172V171H125ZM153 172V171H152ZM158 172V171H157ZM162 172V171H161ZM173 172V171H172ZM204 173V175H202L203 173ZM213 172H214V170H213ZM251 172V171H250ZM262 172H263V170H262ZM31 173L33 174V172L31 171ZM97 173V174H98ZM119 173V172H118ZM118 173H117V175H118ZM124 173V172H123ZM141 173V172H140ZM139 173V174H140ZM150 173V172H149ZM160 173V172H159ZM192 173V174H193ZM217 173V172H216ZM237 173V172H236ZM241 173V172H240ZM249 173V172H248ZM247 173V174H248ZM22 174V173H21ZM29 174H30V172H29ZM63 174V173H62ZM95 174H96V172H95ZM95 174H93L95 177V179L97 178L96 176L97 175H95ZM155 174V173H154ZM162 174V173H161ZM173 174V173H172ZM186 174V173H185ZM190 174V173H189ZM225 174V173H224ZM226 177L228 176V179L229 180H231V179H233V177H235L236 178V175L234 176V167H232V166H230V167H228L227 169H226ZM251 174V173H250ZM249 174V175H250ZM253 174V173H252ZM23 175H25L24 173H23ZM35 175V174H34ZM36 175H38L37 173H36ZM36 175H35V177H36ZM66 175V174H65ZM112 175V174H111ZM165 175V174H164ZM211 175V174H210ZM220 175H222V174H220ZM260 175V174H259ZM32 176V175H31ZM73 176V175H72ZM101 176V175H100ZM139 176V175H138ZM142 176H144L145 177V174L144 175H142ZM150 176V175H149ZM183 176H185V175H183ZM189 176V175H188ZM251 176V175H250ZM253 176V175H252ZM251 176V177H252ZM255 176V175H254ZM253 176V177H254ZM30 177V176H29ZM68 177V176H67ZM117 177V176H116ZM121 177V176H120ZM140 177V176H139ZM162 177V176H161ZM195 177V176H194ZM198 177H197V180H201V179H198ZM212 177V176H211ZM70 178V177H69ZM93 178V177H92ZM103 178V177H102ZM101 178V179H102ZM112 178V177H111ZM138 178V177H137ZM193 178V177H192ZM200 178H202V177H200ZM204 178V177H203ZM263 178V177H262ZM27 179V178H26ZM72 179V180H73ZM94 179V180H95ZM120 179V178H119ZM118 178L114 181V182H111V184L109 183V185H111V187H110V189H109V187H108V189H109V191H110V193L111 192H117V194L118 195H120L121 194V196L123 195V191H126L127 192V186L128 185H124L123 183V185L122 184H120V180H119ZM122 179V178H121ZM141 179H142V177H141ZM146 179V178H145ZM144 179V180H145ZM156 179V178H155ZM208 180V178L207 177H205V180ZM256 179V178H255ZM37 180V179H36ZM106 180H103V183H104V181H106ZM126 180H128V179H126ZM168 180V179H167ZM167 180H165V181H167ZM188 180H190V179H188ZM203 180V179H202ZM205 180H204V182H205ZM224 180V179H223ZM234 180V179H233ZM106 181V182H107ZM109 181H110V179H109ZM131 181V180H130ZM152 181V180H151ZM164 181V182H165ZM246 181V180H245ZM258 181V180H257ZM20 182V181H19ZM75 182V181H74ZM102 182V181H101ZM105 182V183H106ZM123 182H126V181H123ZM137 182V181H136ZM149 182V181H148ZM198 182V181H197ZM199 182H201V181H199ZM203 182V183H204ZM227 182V181H226ZM248 182V184H249V181H247ZM246 182V183H247ZM251 182V181H250ZM99 183V182H98ZM104 183V184H105ZM155 183H156V181H155ZM158 183V182H157ZM163 183V182H162ZM161 183V184H162ZM218 183V182H217ZM244 183V182H243ZM11 184V185H12ZM92 184V185H91ZM104 184H103V186H104ZM142 184V183H141ZM148 184H150V183H148ZM152 184V183H151ZM158 184H160V183H158ZM170 184V183H169ZM173 184V183H172ZM180 184V183H179ZM185 184V183H184ZM196 184V183H195ZM212 184V183H211ZM216 184V183H215ZM224 184H225V182H224ZM238 184V183H237ZM14 185V184H13ZM97 185V184H96ZM102 185V184H101ZM143 185V184H142ZM208 185V184H207ZM221 185V184H220ZM74 186V187H75ZM106 186V185H105ZM139 186H141V185H139ZM152 186H154V185H152ZM151 186V187H152ZM170 186V185H169ZM183 186V185H182ZM210 186V185H209ZM218 186V185H217ZM260 186V185H259ZM43 187V188H42ZM100 187V186H99ZM163 187V186H162ZM235 187V186H234ZM18 188V187H17ZM79 188H80V186H79ZM93 188V187H92ZM96 188H98V187H96ZM96 188H95V192L97 191V193H98V190H96ZM134 188H135V186H134ZM133 188V189H134ZM146 188V187H145ZM144 188V189H145ZM153 188V187H152ZM156 188V187H155ZM179 188V187H178ZM212 188V187H211ZM214 188V187H213ZM212 188V189H213ZM221 188V187H220ZM104 189V187L102 188V190ZM147 189H149L148 187H147ZM167 189H170L169 187L167 188ZM217 189V188H216ZM241 189H242V187H241ZM13 190V189H12ZM11 190V191H12ZM15 190V189H14ZM24 190V189H23ZM28 190V189H27ZM85 190V191H86ZM106 191H107V189H105ZM135 190H136V188H135ZM159 190V189H158ZM157 190V191H158ZM165 190V189H164ZM164 190H162V191H164ZM232 190V189H231ZM234 190V189H233ZM25 191V190H24ZM86 191V192H87ZM89 191V192H90ZM93 191H94V189H93ZM128 191H129V189H128ZM134 191V190H133ZM211 191V190H210ZM218 191V190H217ZM240 191V190H239ZM238 191V192H239ZM247 191V190H246ZM14 192V191H13ZM20 192H22V190L20 189ZM33 192V191H32ZM44 192V191H43ZM86 192H84L85 194H86ZM89 192L87 193L88 194V197L87 198H89L90 199V197H91V195H89ZM115 192V193H116ZM142 192V191H141ZM151 192V191H150ZM149 192V193H150ZM212 192V191H211ZM242 192V191H241ZM17 192L15 191V193H14V195L16 194ZM19 193V192H18ZM46 193V192H45ZM63 193V192H62ZM70 193V192H69ZM72 193V192H71ZM96 193V194H97ZM128 193V192H127ZM144 193V192H143ZM174 193V192H173ZM204 193V192H203ZM29 194V193H28ZM27 194V195H28ZM60 194V193H59ZM99 194V195H98ZM97 194V196H99V202H102L105 198L107 199L108 198V196H107V194L108 195H111V194H109L108 192L107 193H105L104 191H101V189H100V191H99V193ZM135 194V193H134ZM210 194V193H209ZM215 194V193H214ZM16 195H18V194H16ZM23 195H26V194H23ZM70 195H72V194H70ZM126 195L127 194H125L124 193V196L126 197ZM154 195V194H153ZM156 195H158V194H156ZM224 195H225V193H224ZM251 195V194H250ZM261 195V194H260ZM19 196V195H18ZM41 196V195H40ZM62 196V195H61ZM67 196V195H66ZM73 196V195H72ZM80 196V195H79ZM86 196V195H85ZM107 196V197H106ZM114 196H116V195H114ZM136 196V195H135ZM170 196L172 197V195L170 194ZM214 196V195H213ZM231 196V195H230ZM259 196V195H258ZM24 197V196H23ZM27 197V196H26ZM31 197V196H30ZM56 196H54V197H52L53 199L55 198ZM58 197V196H57ZM65 197V196H64ZM68 197H69V195H68ZM125 197H124V199H125ZM184 197V196H183ZM225 197V196H224ZM223 197V198H224ZM248 197V196H247ZM247 197H246V199H247ZM15 198V197H14ZM20 198H22V197H20ZM19 198V199H20ZM28 198H29V196H28ZM37 198V197H36ZM75 198V197H74ZM81 197H79V199H80ZM86 198V197H85ZM92 199H93V197H91ZM112 198H113V196H112ZM111 198V199H112ZM117 198V197H116ZM115 198V199H116ZM122 198V197H121ZM151 198V197H150ZM168 198V197H167ZM242 198L243 197H241V200H242ZM39 199V198H38ZM42 198H40V200H41ZM59 199V198H58ZM58 199H57V201H58ZM61 199L62 198H60L59 200H60V203H61ZM64 199H66V198H64ZM69 199V198H68ZM68 199H66V200H68ZM72 199H73V197H72ZM76 199V198H75ZM97 199V198H96ZM110 199V200H111ZM131 199V198H130ZM166 199V198H165ZM171 199V198H170ZM187 199V198H186ZM189 199V198H188ZM198 199V198H197ZM237 199V198H236ZM37 200V199H36ZM35 200V201H36ZM44 200V199H43ZM77 200H78V198H77ZM127 200V199H126ZM125 200V201H126ZM138 201H139V199H137ZM172 200V199H171ZM230 200V199H229ZM235 200V199H234ZM33 201V199L31 200V202ZM37 201H39V200H37ZM55 201V200H54ZM80 201V200H79ZM78 201V203H81V202H79ZM86 201V200H85ZM98 201V200H97ZM137 201V202H138ZM183 201V200H182ZM254 201V200H253ZM17 202L19 203V201H18V199H17ZM21 202V201H20ZM69 202V201H68ZM70 202H71V200H70ZM74 202V201H73ZM82 202H84V201H82ZM94 202V201H93ZM111 202H113V201H111ZM144 202V201H143ZM149 202V201H148ZM225 202V201H224ZM234 202V201H233ZM237 202V201H236ZM242 202V201H241ZM33 203V202H32ZM48 203H50V202H48ZM76 203H77V201H76ZM86 203V202H85ZM85 203H82V204H85ZM114 203V202H113ZM130 203V202H129ZM146 203V202H145ZM177 203V202H176ZM182 203V202H181ZM238 203V202H237ZM87 204V203H86ZM94 204H96V203H94ZM97 204H100V203H98L97 202ZM104 204V203H103ZM109 204V203H108ZM133 204V203H132ZM142 204V203H141ZM147 204V203H146ZM168 204V203H167ZM193 204V203H192ZM235 204V203H234ZM249 204H250V202H249ZM248 204V205H249ZM31 205V204H30ZM35 205V204H34ZM61 205V204H60ZM73 205V204H72ZM78 204H76V206H77ZM114 205V204H113ZM116 205H117V203H116ZM127 205H129L130 206V204H127ZM139 205V204H138ZM137 205V206H138ZM158 205V204H157ZM184 205V204H183ZM247 205V204H246ZM42 206H43V204H42ZM66 206V205H65ZM71 206V205H70ZM83 206V205H82ZM100 206V205H99ZM193 206V205H192ZM257 206H259V204L257 205ZM257 206H255V207H257ZM37 207V206H36ZM55 207V206H54ZM78 207V206H77ZM101 207V206H100ZM107 207V206H106ZM112 207H115V206H112ZM126 207V206H125ZM145 207H147V206H145ZM217 207V206H216ZM240 207V206H239ZM80 208H82V207H80ZM88 208V207H87ZM110 208V207H109ZM134 208H136V207H134ZM177 208H179V207H177ZM195 208V207H194ZM197 208V207H196ZM230 208V207H229ZM243 208V207H242ZM42 209H43V207H42ZM59 209V208H58ZM60 209H62V208H60ZM67 209V208H66ZM70 209V208H69ZM96 209H97V207H96ZM100 209V208H99ZM126 209V208H125ZM129 209V208H128ZM127 209V210H128ZM254 209V208H253ZM30 210V209H29ZM44 210V209H43ZM55 210V209H54ZM76 210H78V208L76 209ZM189 210V209H188ZM252 210V209H251ZM41 210L40 209H38V210H36V211H34V212H32L28 217H30V218H33L35 215H40V214H42L41 212H40ZM49 211V210H48ZM66 211V210H65ZM69 211V210H68ZM68 211L66 212V213H68ZM73 211V210H72ZM133 211V210H132ZM161 211V210H160ZM227 211V210H226ZM239 211V210H238ZM237 211V212H238ZM74 212V211H73ZM130 211H128V213H129ZM137 212H138V210H137ZM139 212H141V211H139ZM173 212V211H172ZM176 212V211H175ZM220 212V211H219ZM234 212V211H233ZM237 212H236V214H237ZM244 212V211H243ZM253 212V211H252ZM259 212V211H258ZM44 213H45V210H44ZM79 213V212H78ZM91 213V212H90ZM96 213V212H95ZM127 213V212H126ZM131 213V212H130ZM189 213V212H188ZM195 213H197V212H195ZM242 213V212H241ZM45 214H47V213H45ZM44 214V215H45ZM60 214V213H59ZM87 214H89V213H87ZM99 214V213H98ZM97 214V215H98ZM159 214V213H158ZM175 214V213H174ZM186 214H187V212H186ZM192 214V213H191ZM240 214V213H239ZM52 215H54V214H52ZM64 215V214H63ZM109 215V214H108ZM131 215V214H130ZM134 215V214H133ZM142 215V214H141ZM140 215V216H141ZM193 215V214H192ZM229 215H231V212H230V214ZM245 215V214H244ZM22 216H25V215H22ZM87 216V215H86ZM110 216V215H109ZM153 216V215H152ZM42 216H39V218H41ZM70 218V217H72V216H68L67 215V218ZM80 217V216H79ZM126 217V216H125ZM131 217V216H130ZM129 217V218H130ZM138 217V216H137ZM146 217V216H145ZM157 217V216H156ZM24 218V217H23ZM43 218H45V217H43ZM65 219H66V217H64ZM91 218V217H90ZM98 218V217H97ZM123 218V217H122ZM128 218V219H129ZM152 218V217H151ZM185 219L187 218V217H184ZM191 218V217H190ZM196 218V217H195ZM235 218V217H234ZM257 218V217H256ZM259 218V219H258ZM258 224H256V225H260V228L258 229V231H257V233L255 234V236H254V240H253V244H252V246H253V248H254V250H255V255L257 256V257H260L259 258V260H260V264H264V258H262V254L264 253V242L262 243V241H264V200L262 201V203H261V205H260V214H259V216H258ZM22 219V218H21ZM104 219V218H103ZM134 219V218H133ZM137 219V218H136ZM257 219H255V222H256V220ZM34 220V219H33ZM33 220H31V221H33ZM36 220V219H35ZM35 220H34V222H35ZM38 220V219H37ZM69 220V219H68ZM184 220V219H183ZM231 220H232V218H231ZM64 221V220H63ZM66 221V220H65ZM109 221H110V219H109ZM109 221H108V223H109ZM127 221L128 220H126L125 222L127 223ZM142 221H143V219H142ZM180 221V220H179ZM191 221V220H190ZM201 221V220H200ZM37 222V221H36ZM66 222H68V221H66ZM84 223H86L87 225H88V227L89 226H91L90 228L92 229V230H90V232L91 231H95V229L97 230L98 228H99V225H97L98 224V222H97V224H96V221L94 222L95 224H93L92 222V220L91 219H87V221L85 222V221H83ZM121 222V221H120ZM130 221H128V223H129ZM150 222V221H149ZM155 222V221H154ZM183 222V221H182ZM185 222V221H184ZM241 222H243V221H241ZM107 223V222H106ZM134 223V222H133ZM139 223H141V222H139ZM139 223H138V225L137 226H139ZM144 223H146V222H144ZM175 223V222H174ZM180 223V222H179ZM200 223V222H199ZM62 224V223H61ZM64 224H66V223H64ZM101 224V223H100ZM114 224V223H113ZM123 224H125V223H123ZM143 224V223H142ZM151 224H153V223H151ZM181 224V223H180ZM184 224H187V223H184ZM103 225V224H102ZM118 225V224H117ZM130 225V224H129ZM145 225H147V223L145 224ZM144 225V226H145ZM154 225V224H153ZM199 225V224H198ZM205 225H206V223H205ZM240 225H242V224H240ZM64 226H66V225H64ZM79 226V225H78ZM82 226V225H81ZM93 226V227H92ZM126 226H127V224H126ZM125 226V227H126ZM132 226V225H131ZM134 226V225H133ZM131 227L132 228V230H134V228H136V227ZM151 225H149V227H150ZM216 226V225H215ZM249 226V225H248ZM247 226V227H248ZM40 227H41V225H40ZM72 227V226H71ZM75 227H76V225H75ZM84 227L86 228V226L84 225ZM83 227V228H84ZM101 227V226H100ZM103 227V226H102ZM112 227V226H111ZM128 227V226H127ZM140 227V226H139ZM203 227V226H202ZM208 227V226H207ZM61 228H62V226H61ZM70 228V227H69ZM81 228V227H80ZM105 228V227H104ZM123 228V227H122ZM130 228V229H131ZM142 228V227H141ZM147 228H148V225H147ZM164 228H166V227H164ZM246 228V227H245ZM244 228V229H245ZM111 229V228H110ZM113 229V228H112ZM126 230H129V229H127V228H125ZM144 229H145V227H144ZM152 229V228H151ZM160 229V228H159ZM203 229H204V227H203ZM203 229H202V231H203ZM215 229V228H214ZM238 229V228H237ZM254 229V228H253ZM44 230V229H43ZM56 230H57V228H56ZM55 230V231H56ZM62 230V229H61ZM61 230H59V233L61 232ZM72 230V229H71ZM122 230V229H121ZM126 230H124V231H126ZM139 230V229H138ZM138 230H137V233L136 234H138ZM142 230H143V228H142ZM166 230V229H165ZM207 230V229H206ZM206 230H205V232H206ZM241 230H243V229H241ZM39 231V230H38ZM40 231H42V230H40ZM47 231V230H46ZM73 231V230H72ZM74 231H77V230H74ZM79 231H80V229H79ZM84 230L82 229V232H83ZM87 231V230H86ZM85 231V232H86ZM123 231V230H122ZM141 231V230H140ZM139 231V232H140ZM149 231V230H148ZM152 231H153V229H152ZM155 231V230H154ZM188 231V230H187ZM210 232H211V230H209ZM214 230L212 229V232H213ZM45 232V231H44ZM88 232V231H87ZM104 232V231H103ZM129 232H131V230L129 231ZM156 232H158V231H156ZM200 232V231H199ZM247 232V231H246ZM41 233V232H40ZM57 234V232H54V234ZM73 233V232H72ZM95 233V232H94ZM98 233V232H97ZM96 233V234H97ZM121 233V232H120ZM127 233V232H126ZM152 233H154V232H152ZM29 234L31 235V236H29ZM55 234V235H56ZM78 234V233H77ZM77 234H76V236H77ZM89 234H91V233H89ZM107 234V233H106ZM130 234V233H129ZM135 234V235H136ZM151 233L149 232V235H150ZM156 234V233H155ZM174 234V233H173ZM215 234V233H214ZM66 235V234H65ZM88 235V234H87ZM87 235H86V237H87ZM101 235V234H100ZM116 235V234H115ZM126 235V234H125ZM131 235V234H130ZM133 235V234H132ZM132 235H131V237H132ZM139 235V234H138ZM148 235V234H147ZM158 235H159V233H158ZM157 235V236H158ZM171 235H172V233H171ZM243 235V234H242ZM35 236V235H34ZM41 236H42V234H41ZM75 236V235H74ZM76 236L74 237V239L76 238ZM84 236H85V234H84ZM145 236V235H144ZM151 236V235H150ZM160 236V235H159ZM158 236V237H159ZM194 236V235H193ZM203 236V235H202ZM201 236V237H202ZM36 237H37V235H36ZM43 237V236H42ZM62 237H64V236H62ZM80 237V236H79ZM89 237V236H88ZM93 237V236H92ZM97 237V236H96ZM103 237V236H102ZM105 237V236H104ZM110 237V236H109ZM108 237V238H109ZM130 237V238H131ZM134 237V236H133ZM147 237H149V236H147ZM157 237V238H158ZM200 237V238H201ZM204 237H206V236H204ZM45 238H46V236H45ZM55 238H56V236H55ZM60 238V237H59ZM67 238V237H66ZM82 238H84V237H82ZM127 238V237H126ZM129 238V237H128ZM139 238H140V236H139ZM145 238H146V236H145ZM151 238V237H150ZM221 238V237H220ZM35 239V238H34ZM58 239V238H57ZM136 238H134V239H131V241H134ZM153 239V238H152ZM152 239L150 240V241H152ZM165 240H166V238H164ZM180 239V238H179ZM38 240V239H37ZM49 240H50V238H49ZM52 240V239H51ZM77 240H79V238L77 239ZM81 240V239H80ZM106 240V239H105ZM126 240V239H125ZM130 240V239H129ZM129 240H126L127 242L129 241ZM141 240V239H140ZM139 240V241H140ZM147 240V239H146ZM194 240V239H193ZM195 240H197V239H195ZM205 240V239H204ZM207 240V239H206ZM248 240V239H247ZM251 240V239H250ZM34 241V240H33ZM45 241H47V240H45ZM61 241V240H60ZM59 241V243L60 244H62V246H61V251H64L65 253H67V252H69L70 251V249H71V246L74 244H76L75 243V241L72 239V241L70 242V244H69V247H67L66 248V245L68 246V244L66 243V241H63L62 243ZM95 241H96V239H95ZM107 241V240H106ZM109 241V240H108ZM114 241V240H113ZM112 241V242H113ZM117 241V240H116ZM125 241V242H126ZM169 241H171L170 239H169ZM221 241V240H220ZM53 242V241H52ZM56 242H57V240H56ZM81 242V241H80ZM85 242V241H84ZM90 242V241H89ZM110 242V241H109ZM118 242V241H117ZM146 242V241H145ZM144 242V243H145ZM147 242H148V240H147ZM153 242H155V241H153ZM158 243L160 242L161 243V241H157ZM168 242V241H167ZM114 243H116V242H114ZM130 243V242H129ZM141 243V242H140ZM144 243H142V244H144ZM152 243V242H151ZM159 243V244H160ZM171 243V242H170ZM184 243V242H183ZM186 243V242H185ZM208 243V242H207ZM215 243H217V242H215ZM225 243V242H224ZM57 244V243H56ZM77 244H79V242L77 241ZM104 244V243H103ZM103 244H98L97 242L96 243H92L91 244V247H89L90 248V250H88L89 252H95V251H98V250H102V249H104L105 247L104 246H102ZM106 244V243H105ZM104 244V245H105ZM108 244V243H107ZM123 244V243H122ZM126 244V243H125ZM138 244V243H137ZM141 244V245H142ZM147 243H145L144 244V246L146 245ZM173 244V243H172ZM36 245V244H35ZM55 245V244H54ZM89 245V244H88ZM111 245H114V244H109V246H111ZM153 245V244H152ZM151 245V246H152ZM171 245V244H170ZM183 245V244H182ZM191 245H193V244H191ZM226 245V244H225ZM224 245V246H225ZM46 246V245H45ZM53 246V245H52ZM109 246H107V251H111V249L110 250H108L109 249ZM123 246V245H122ZM150 246V245H149ZM150 246V247H151ZM222 246V245H221ZM72 247H74V246H72ZM104 247V248H103ZM116 247V250H117V247H118V245L117 246H114V248ZM125 247H126V245H125ZM129 248H130V246H128ZM138 246H136L135 248H137ZM148 247V246H147ZM150 247H148V248H150ZM156 247H158V246H156ZM161 247V246H160ZM192 247V246H191ZM195 247V246H194ZM210 247V246H209ZM41 248V247H40ZM113 248V249H114ZM119 248H121V245H120V247ZM134 248V249H135ZM147 248V249H148ZM189 248V247H188ZM199 248V247H198ZM219 248H220V246H219ZM251 248V247H250ZM249 248V250H251ZM43 249H45V248H43ZM74 249V248H73ZM131 249H132V247H131ZM130 249V250H131ZM146 249V248H145ZM146 249V250H147ZM154 250H155V247L153 248ZM172 249V248H171ZM194 249V248H193ZM54 250V249H53ZM105 250V249H104ZM116 250L114 249V253H113V255L111 256V253L110 252H107V253H110V255L108 256V260L107 261H109L108 262V264L109 263H111V264H116V262L115 261H117V259L120 261V260H122L123 258H125V255L124 254H122V252H120L122 249H120V251L119 250H117V251H119V252H116ZM125 250H126V248H125ZM153 250V251H154ZM157 250L159 251V248L158 249H156V252H157ZM200 250V249H199ZM221 250V249H220ZM223 250V249H222ZM225 250V249H224ZM37 251V252H36ZM39 251H41V250H39ZM50 251V250H49ZM132 251V250H131ZM137 251V250H136ZM142 251V250H141ZM153 251H152V253H153ZM175 251V250H174ZM177 251V250H176ZM198 251V250H197ZM54 252V251H53ZM56 252H57V249H56ZM87 252V251H86ZM99 252V251H98ZM126 252V251H125ZM194 252V251H193ZM198 252H200V251H198ZM197 252V253H198ZM43 253V252H42ZM49 253V252H48ZM73 253V252H72ZM128 253V252H127ZM129 253H130V251H129ZM128 253V254H129ZM133 253H135V251L133 252ZM138 254H139V252H137ZM149 253V252H148ZM151 253V252H150ZM151 253V254H152ZM186 253V252H185ZM184 253V254H185ZM192 253V252H191ZM210 253V252H209ZM234 253V252H233ZM236 253V252H235ZM254 253H253V255H254ZM131 254V253H130ZM136 254V253H135ZM141 254V253H140ZM220 254V253H219ZM61 255V254H60ZM75 255V254H74ZM77 255H78V252H77ZM88 255V254H87ZM127 255V254H126ZM133 255V254H132ZM170 255V254H169ZM209 255V254H208ZM208 255H207V257H208ZM223 255V254H222ZM86 256V255H85ZM91 256V255H90ZM104 256V255H103ZM128 256V255H127ZM141 256V255H140ZM139 256V257H140ZM145 256V255H144ZM149 256V255H148ZM148 256H146L147 258H148ZM156 256V255H155ZM160 256V255H159ZM187 256V255H186ZM131 257V255L130 256H128L126 259H129ZM145 257V260H143L145 263H148L147 262V260L150 258H146ZM239 257V256H238ZM264 257V256H263ZM68 258V257H67ZM86 258V257H85ZM132 258V257H131ZM143 258V257H142ZM142 258H139V259H142ZM167 258V257H166ZM181 258H183V257H181ZM192 258V257H191ZM198 258V257H197ZM212 258V257H211ZM52 259H54V258H52ZM51 259V260H52ZM155 259H157V258H155ZM154 259V260H155ZM159 259V258H158ZM207 259V258H206ZM257 259V258H256ZM66 260V259H65ZM71 260V259H70ZM86 260V259H85ZM90 260V259H89ZM125 260V259H124ZM133 260V259H132ZM136 260V259H135ZM134 260V261H135ZM174 260H176V259H174ZM190 260V259H189ZM210 260V259H209ZM57 261H59V263H60V260H57ZM156 261V260H155ZM158 261V260H157ZM178 261H180V260H178ZM221 261V260H220ZM76 262V261H75ZM102 262H103V260H102ZM139 262H141V260L139 261H137V262H135L136 264L137 263H139ZM150 262V261H149ZM153 262V261H152ZM199 262V261H198ZM202 262H204V261H202ZM258 262V261H257ZM20 264H21V262H19ZM38 263V262H37ZM89 263V262H88ZM161 263V262H160ZM172 263V262H171ZM180 263V262H179ZM200 263V262H199ZM210 263V262H209ZM0 264H2V263H0ZM61 264V263H60ZM63 264V263H62ZM66 264H68V263H66ZM90 264V263H89ZM93 264V263H92ZM106 264V263H105ZM123 264V263H122ZM130 264V263H129ZM140 264V263H139ZM218 264V263H217ZM243 264H250V262L248 261V260H245L244 261V263Z\"/></svg>",
    "mask_w": 264,
    "mask_h": 264
}]
</instances>
